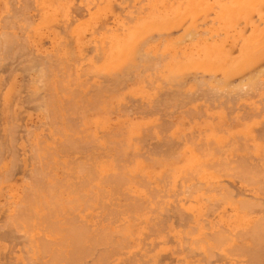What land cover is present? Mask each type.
<instances>
[{
	"label": "rangeland",
	"instance_id": "obj_1",
	"mask_svg": "<svg viewBox=\"0 0 264 264\" xmlns=\"http://www.w3.org/2000/svg\"><path fill=\"white\" fill-rule=\"evenodd\" d=\"M1 1H0V13H1L0 14V28L2 27L3 29H0V34L2 35L6 32H9V30H10L11 34L8 33L9 35L15 34L13 37H16V39L20 38L18 42L19 43L21 42L20 43L21 45H19V46H20V49L22 52L20 51V49L13 47L14 42L13 43L9 42L3 48H0L1 49L0 50V54H1L0 58H2V59H0V66L5 65V66L0 67V133L2 134V135L0 134V145H3V147L0 146V149L3 148V149H1V152H0V154H1L0 155V179H1V182H0V222H2V223H0L1 224L0 225V237H1L0 238V264H16V263L17 264H32L33 262H34L33 264H46V262H48V264H58V261L61 262V263L59 262V264H63L64 262H67L66 264H70V263L72 264L75 262H77L78 264H264V246H263L264 245V232H262V230L264 229V225H263L264 223H262V222H264V214H263L264 213V193H263L264 192V187H263L264 186V175H263L264 174V97H263L264 96V33H261L259 35V33H260L259 32L257 34L259 29H260L259 31H262L261 27H263V25H264V20L261 21L262 19L260 17L261 13H262V15H264V12H263L264 11V4H262V7L260 6L261 8L259 6H257V7H259L258 8L259 11H258L257 7H255L254 5L253 6L256 8V10H255V8L252 9L253 7L250 6L251 5L250 2L252 0L249 2V4H250L249 6L246 5V2L244 4V6H242L243 5L242 1H244V0H238V2L236 0H232V2L234 1V3H235V1L237 2L235 4L239 3V5H240V2L242 3V5H240V6L236 5L237 7L239 6V8H238L237 12L235 11L233 13L232 10L228 9L229 7L227 6V5L231 4L230 3L231 1L229 3H227L225 0H223L224 3L220 0H202L203 1L202 5L200 2L201 0L200 1L197 0V4L199 3L198 4L199 6H195L194 0H192L193 3H191V4H190L191 1L188 2V4H186L187 3L186 0H185V2H184V0H175V1H173V0L168 1L167 0L168 2H171V3L173 2L174 5L172 6V4H170L171 6H168L164 10L161 7L163 6L162 4H165V2L167 3V1H165V0H162L164 3L160 0V2H159L160 4H156L157 3L156 0H153V1H156V3L152 2V0H132V1L130 0V2H129V0H122V1L121 0H106V1H104V0H80V1L79 0H59L60 2L62 1L61 3L58 0H54L51 2H50V0H48L47 2L44 0L45 1V3H44V1L41 0L40 2H42V3H39V4L36 3V0H15L17 3L22 2L23 4H25V8H26L25 11L26 12H25L24 16H22V19L26 18V17L28 18L29 23H31L30 25H28V26H30L28 28L31 30V32H30V30L27 29V27L26 28L24 27V25H25V23L23 21L24 19L23 20L21 19V21L18 22L17 21L19 19L18 18L16 21L18 22V24L24 23L22 27L26 30V32H27L26 34L29 35V37H30L29 38L28 36L27 37L24 36L26 34L24 33L25 31L23 32L21 30L22 29L21 26H20V28H21L20 29L19 27L10 26L11 24L9 25L5 22L6 16H7L6 15L7 11H9L10 13L14 12L15 8L14 7H13L14 9L11 8L13 10L12 11L10 9L11 5H9V3H12L14 1L11 0L12 2H9V3L7 2L9 0H1ZM57 1L59 3L55 4V2H57ZM181 1L183 2L182 4H180ZM218 1H220V3H218ZM64 2H65V4H64L65 6L62 5V3H64ZM97 2L102 4V7H103V2H104V4L107 5L106 7L109 9H107L104 6L103 7L104 11H103L101 8V5L100 4L97 5ZM254 2H256V1L253 0V3ZM43 3L47 5L46 8L43 6L44 7L43 10H41L42 12H44L45 16H46V14L48 15V13H49L50 14L49 16L55 17L58 15V17H60L59 14L60 15L62 14L61 16H63V17L65 16L64 18H66V19L65 20H64V18L63 19L62 18L57 19L55 17L57 20L60 19L59 22H56L57 25H55L56 20L54 18L53 19L55 21L52 20L54 22V24H52L51 20H48V21H51V27H49L50 24L48 25L47 20H45L47 22L46 24H44L45 22H43L42 26L38 25L39 23H41L42 19L40 18L41 15L39 14L38 9H37L38 13L36 12V7H37V5L39 6L40 4L43 5ZM84 3H85V5H84ZM90 3H94V4H90ZM211 3H213V4H211ZM262 3H264V2L262 1ZM16 4H12V6L16 5ZM179 4L181 5V8H180ZM189 4L193 10L190 8V6H189L190 10L188 9ZM225 4H227V5H225ZM235 4H234V6H235ZM176 5H177V8H176ZM200 5L203 6V8ZM212 5L213 6L215 5V6L213 7ZM258 5H261V3ZM95 6H96V8H95ZM193 6H194V8H193ZM222 6H223V8H222ZM225 6H227L228 8ZM77 7H79V8H77ZM156 7H158V8L156 9ZM159 7L163 13L161 11H159ZM163 7H166V5H164ZM237 7H235V8H237ZM52 8L54 10H52ZM97 8H100V9H97ZM151 8L154 11L158 10L156 12H154L152 10L153 11L152 15L154 13L156 15V13H157L156 16H157L158 22L160 20H162L161 22H163L169 16H172L171 19L175 18V20L173 19L174 20V23H173L174 26L172 25L173 27H171L170 29H168L167 27H160L161 30L158 29V27H157L154 30H152L151 32H150L151 28L149 29V27H148L149 30H147V28L145 30L148 31V33L150 35L148 33H146V31L144 32L143 28L141 26L138 27V25H141L140 22L142 24L145 23V21H142L141 15H145V14L147 16L149 15L148 18L145 17L146 15L143 17V20H145V18H146V22H149L148 20L151 21V19L152 20L154 19L155 16L154 15L152 16L151 12H149V11H151ZM184 8H187V9H184ZM225 8H227V9H225ZM244 8H245V10H244ZM48 9H51L50 10L51 12L50 11L46 12V11H48ZM77 9H79V10H77ZM260 9H261V11H260ZM58 10H60L62 13L58 12L57 14L55 13L56 15L55 14L51 15V13H54V11L57 12ZM179 10L182 11V13L179 12ZM184 10H188V13L183 14V13L187 12ZM191 10H192V13L189 16L188 14ZM217 10L219 11V13ZM220 10H222V11L220 12ZM233 10H235V9L233 8ZM85 11L87 13H89L91 11V13L93 12L92 15L93 14L95 15V16L94 15L90 16V17H94L93 21L90 18L91 19L90 23L92 22L91 23L92 25L95 24L94 25L95 27L94 26L92 27V25L89 23L90 26L92 27V29L90 27H88L87 25H85V28L88 27L90 30L88 28H87L88 30H85V29L81 30L80 29L78 31L80 33H78V34L76 33L77 31L76 32L74 31L75 34L77 35V39H76V35L73 33L72 34L69 33V32H71L70 30L67 32L65 27H63V26L66 25L67 30H68V26H70V25H67V24L68 23L70 24V21L71 20L73 21V19H74V17H72V13H74L73 16H75L74 20H76L77 17L79 18V19L78 18L77 19L80 20L81 17L84 18L87 15V13ZM66 12H67V15H66ZM147 12H149L150 14H148ZM177 12L183 14V16L181 15V18L186 17L185 19L182 18L183 20L181 19V22H182V23L180 22L181 24H178V20H176V18L178 17V16L176 17V15H179V14H177ZM14 13H16V12H14ZM69 13L71 14L70 17H69ZM91 13H89V14H91ZM3 14L6 15V16L4 15L5 20H2V18H4ZM163 14H165V15H163ZM137 15H138L139 19L136 18ZM167 15H169V16H167ZM8 16L10 17L11 15L9 14ZM87 16L89 17V15H87ZM122 16H123V18H122ZM132 16H133V18H136L135 23H136L137 27L133 22L135 19L131 18ZM71 17H72V19H71ZM95 17H97L96 20H95ZM210 17H211V19H210ZM238 17H240V18H238ZM8 18H7V20H8ZM67 18H68L69 22L67 21ZM98 18H99V20H98ZM130 18H131V20H130ZM90 19L88 18L87 21L89 22ZM168 19L169 18H167V20ZM249 19H251V20H249ZM61 20H62V23H61ZM63 20L65 23L64 25H63ZM167 20L164 22H173V20L172 21L170 19H169V21H167ZM65 21H67V22H65ZM72 21H71V23H73V24H71V26L76 24V23L74 24V22H76V21H73V22ZM123 21L125 23H128V22L131 23V21H132L133 22L132 28L128 26L130 23H128L127 25L121 23ZM189 21H191L190 24L196 23V25L194 26V24H192L193 26L192 25L187 26L189 24L188 23ZM224 21H225V23H224ZM3 22H4V24H3ZM77 22L79 23L80 21H77ZM82 22L83 21H81V24L83 27V23L85 21L83 23ZM250 22H253V23L250 24ZM16 23H14V24H16ZM176 23L178 25H175ZM22 24H20V25H22ZM81 24H78V25L81 26ZM213 24H214V27L212 28ZM254 24H256V25H254ZM1 25L5 26V27H3ZM6 25H8L9 28ZM78 25L76 28H78ZM197 25H199V26L197 27ZM235 25H236V27H234ZM253 25L255 27L256 26L258 27V28L256 27L257 30L255 29L256 31H254V32H256L257 36L259 35V37L256 36V39L257 38L259 39V40H257V42H255V41L251 42L252 38L250 39V37L251 36L253 37V35L255 34L252 31V28H254V27H252ZM16 26H18V25H16ZM75 26L70 27V28L76 29ZM184 26H185V28H184ZM239 26H241L240 31H242V29H243L241 34H240V31L236 30V29H240ZM118 27H119V29H116ZM124 27L126 29H124ZM193 27H195V28H193ZM38 28H40V29H38ZM110 28L118 30V32H120V28H121L122 33H124V32L126 33L129 30L128 28H130V30L132 29L131 31H133V32L129 31V32H127L128 34L124 33L127 36H125L124 34L121 35V33H119V36H118L117 31L115 33L114 32L115 30L111 31ZM201 28H203V29H201ZM207 28H209V30ZM214 28H216V31L214 30ZM16 29H18L19 31H17ZM136 29H137V31H136ZM182 29H184L185 31ZM212 29L216 33L218 31V35H216V33H213V32L211 33ZM262 29H264V28H262ZM11 30H13V32L16 31V33L12 34ZM39 30H41V37H39L40 36L39 33L36 32V31L40 32ZM44 30H45V32H44ZM97 30H98V33H97ZM20 31H22L23 33ZM64 31H65V33H64ZM81 31L82 32L85 31V33L83 32L84 36H83V33H81ZM87 31H89V32H87ZM138 31H140V33H137ZM191 31H193V32H191ZM235 31H236V33H235ZM17 32H18V34H17ZM42 32L44 35L42 34ZM112 32H114L113 33L114 35L112 34ZM130 32H131V35L134 36V39L136 36H137V38H139V36H140L139 34H141V36H142V37L140 36L141 40L136 38L137 40H139V42L138 41L136 42L138 45L135 44L136 47L139 46L138 50H140V51L134 50L135 47H133V46H135V45L132 44L133 46H130L131 44H128L130 46V48H128L129 46L127 48L130 50L128 52L126 51V54L129 53L128 54L129 56L131 54H133V55H131L129 57V59L126 58L128 55H125L126 56L125 59H127V60H125L123 58L124 59L123 61L122 60L118 61L117 59H119V58L122 59L123 55L121 56V53L123 54L125 50L123 52L122 51L121 52L116 51L119 53L120 56L119 55L114 56V61L111 62V60H113V58L110 56L115 55V54L112 55V53L115 50H113L112 53L110 52L108 54V53L103 51L104 47H106V45L108 46L109 44L110 45L114 44L115 42L113 40H115L117 42L119 41V46L117 43V47H116L117 49L116 48L115 49L118 50L119 47L123 48L122 46L127 44L126 43L127 41L129 43L130 42L129 40L133 39V37L130 35ZM189 32L191 33V35H193V34L194 35L189 37L188 36L190 34ZM252 32H253V35H252ZM145 33H146V37L144 35ZM250 33H251V35H250ZM19 34H20V36H19ZM31 34H32L33 39L30 36ZM51 34H53V35L55 34L54 35L55 37H52ZM65 34H67V36H69V37L67 38V36H65ZM115 34H117L116 37H114ZM179 34H181V35H179ZM78 35H80V36H78ZM120 35L122 37L126 38V40H125L126 42H125L124 39L121 37L123 39V41L125 42V44L123 43L122 39H119ZM214 35H216V36H214ZM21 36H23V37L21 38ZM88 36H90V37H88ZM105 36H106V38H105ZM108 36L110 37L111 40L109 39ZM174 36L175 37L177 36V37L174 38ZM202 36L203 37L206 36V37H204V39H203ZM207 36H208V38H207ZM37 37H38V39H36ZM170 37H171L172 41L174 40L177 42L172 43ZM179 37H180V39H179ZM211 37H212V40H211ZM213 37H214V40H216V42L213 41ZM219 37H220V39H219ZM247 38H248V40H247ZM0 39H3V38H0ZM75 39L77 40L76 43L74 42ZM104 39L106 42L104 41L105 43L104 42H103L104 44L102 43L103 45H102V49H101L100 44H101V41ZM166 39H168L170 41H168ZM197 39H198V41H197ZM25 40H28V41H25ZM107 40H109V41H107ZM245 40H247L248 43ZM249 40H251V41H249ZM65 41H66V43H65ZM84 41H85V43H83ZM111 41H113L114 43H112ZM164 41H165V43H164ZM207 41L211 42L210 45H209V42L207 44ZM244 41L246 43H244ZM25 42H27V43H25ZM58 42H60L61 46L59 45ZM155 42H156L155 46L158 50H156V48L154 47ZM220 42H224V43H221L220 45L224 46L223 50L225 52L223 50H221L222 54L219 53V48H222V47H215V51L217 48L218 53H217V51L214 52V50H213V52L217 53L218 55L220 54L219 59L221 57L222 58L220 60H218L217 55L213 54L214 55L213 56L211 53L210 54L212 55V58H210L209 57L210 55L208 53L212 52V51H210V49L212 48L211 45L213 46V44H214V46H215L216 43L218 44ZM249 42H251V44H249ZM52 43H54V45ZM55 43L57 45H55ZM80 43H81V45H80ZM185 43L187 45L190 44L189 47ZM77 44H78V46H77ZM95 44H97V45H95ZM257 44H259V45L261 44V45L257 46L258 48L254 47ZM35 45H37L39 47H37ZM110 45H109V47H111ZM151 45H153V46H151ZM175 45H178V46L180 45V47H178L179 49ZM80 46H81V48H78ZM206 46L207 47L210 46L208 53H206L207 52ZM31 47H33V48H31ZM54 47H56V48L54 49ZM149 47L150 48L152 47V48L150 49ZM185 47H186V49H185ZM4 48H7V51H6V49H5V51H3ZM51 48H53V50L55 52L54 51L52 52ZM143 48H146V50L145 49L144 50L145 51L148 50L149 52L144 53ZM163 48L164 49L166 48L165 50H168L169 54L167 51H165V53L163 54V52H164ZM225 48L229 52H227ZM16 49H17V51H15ZM100 49L102 50V52ZM131 49L134 50L135 52L131 53L132 52ZM172 49H175V51L177 50V53L174 52V50H172ZM195 49L196 50L199 49V50L195 51ZM212 49H214V48H212ZM56 50L58 52L60 51L59 52V55H60L59 58L60 59L58 57H56V56H58V55H56L58 53ZM152 50H153L154 54H156V53L157 54L154 55L152 53ZM171 50L174 52L173 53L174 55L171 53L172 52ZM73 51L75 52V54L72 55ZM78 51L81 53H79ZM141 51H142V53H141ZM161 51H163V52L161 53ZM200 52H202V53H200ZM226 52H227V54H225ZM261 52H262V54H259ZM13 53H15V54L13 55ZM31 53H32V56H31ZM76 53H78V54H76ZM100 53H102V55H100ZM118 53H116V55ZM159 53H161L162 55ZM170 53L172 54L171 56H170ZM175 53H176V55H175ZM199 53H200V55H199ZM228 53H229V55H228ZM249 53L251 56H249ZM104 54H107L108 56L106 55V58H105V57H103ZM207 54L209 56H207ZM258 54H259V56H258ZM11 55H13V56L11 57ZM37 55L40 56L41 58L38 57ZM160 55H161V57H160ZM181 55L183 56L182 58L180 57ZM203 55L206 57H204ZM225 55H226V58L224 59ZM89 56L91 58H89ZM163 56L166 57L167 59H162V58H164ZM184 56L187 60L190 58L189 63H187L186 59H184ZM193 56H196L195 57L196 59ZM256 56H258L259 58H257ZM200 57H201V59H200ZM203 57L205 59L202 60ZM245 57H247V59H245ZM254 57H256L257 60H255ZM4 58H5V60H4ZM12 58L13 59L15 58V59L13 60ZM43 58H45V59H43ZM180 58H181V60H180ZM106 59H108V60H106ZM183 59L185 62L183 61ZM90 60H93V61H90ZM163 60H166L168 62L171 61L170 63H172V64H174L178 60L180 62L178 61L177 63H175V66L173 65L174 67L173 66L170 67V65H172V64L165 62ZM193 60L194 61L198 60V64L195 63L196 66L194 65L195 67L192 65ZM223 60L225 63H223ZM242 60L245 61V63L242 62ZM101 61H102V63H101ZM120 61H122L121 65L119 63ZM154 61H157V62H154ZM219 61H220V63H219ZM14 62H16V64ZM19 62H20V64H19ZM26 62H28V64ZM108 62H109V64L111 63L109 65L111 67L106 65ZM115 62H118V63H115ZM152 62L154 63L153 66H152V64H153ZM164 62H165V65H164ZM182 62L184 63V65L182 64ZM248 62H250V63H248ZM12 63H14V65ZM22 63H24V64H22ZM89 63L92 65H90ZM104 63L107 67L105 65H103ZM114 63H115V66H116V64H118V67L116 66L115 69L113 70ZM157 63H159V64L155 66V64H157ZM206 63H207V65H206ZM167 64H168V67H167L168 69H166ZM208 64H209V66H208ZM226 64H227V66H226ZM146 65H148V66H146ZM241 65H243V66L246 65V67H244L245 69L242 68L243 66H241ZM35 66H37L38 69H37V67L35 68ZM47 66L49 68L48 70H47ZM53 66H54V68H52ZM154 66L157 68H155ZM191 66H192V68H190ZM224 66H225V68L227 67L226 70H223ZM209 67H210V69H209ZM158 68H161V69L158 70ZM39 69H40V71L42 70L41 74L43 77H44V74L47 72L45 74L44 78H40L41 74H39ZM153 69H155V70H153ZM170 69H172V70L174 69L173 71L175 73L173 71H170ZM176 69H177V71H176ZM50 70H51V72H50ZM208 70H210V71H208ZM75 71H77V72H75ZM68 73L70 76L68 75ZM230 73L233 75H231ZM33 75H35V76H33ZM53 75H54V77H53ZM262 76H263V78H262ZM163 77H164V80H163ZM252 78H253V80L254 79L255 80L254 81L251 80ZM248 79H250L251 82L253 81L255 86H253V84H252V87H250L248 84L251 82H250V80L248 81ZM43 80L46 82H43ZM147 80H150V81H147ZM245 80H247V82ZM62 81H63V83H62ZM240 81L243 83L245 81L247 83V85L249 86V89L245 88V90H244V87H248L247 85L243 86V87L241 86L243 89H239L240 88L239 86L242 85V83ZM255 81H257V82H255ZM67 83H68V85H67ZM150 84H152V85L150 86ZM51 85H53V86H51ZM63 92H65V93H63ZM21 102H23V103H21ZM39 104H40V106H39ZM66 104L67 105L69 104V105L67 106ZM250 105H251V107H250ZM41 106H43V107H41ZM256 106H258V107H256ZM9 108H10V110H9ZM46 120H48L49 123ZM66 122H67V124H66ZM45 126H47V127H45ZM73 127H75L74 130H73ZM6 131H8L11 136L9 135V133L7 134ZM64 131H66L67 133L64 134L63 133ZM66 134H67V136H65ZM6 135H7V137H6ZM8 136H9V138H8ZM63 136H64V138H63ZM69 136H70V139H71V137H72V139L73 138L74 139L73 140L71 139L72 141H69V138H68ZM25 137H26V139H25ZM39 137H40V139H39ZM62 138L66 139V140H63L64 141L63 142ZM218 138H219V140H218ZM5 139H8V141H7L8 144L6 143ZM3 141H5L4 142L5 145H4V143H2ZM58 141H61L62 143L58 142ZM39 143H40V145L38 146L39 148H37L36 146ZM60 143L65 145V148L63 147V145H60ZM112 143H114V145L116 146V149ZM41 144H43V145H41ZM111 144L113 145L114 148L112 147ZM260 144L262 147L260 146ZM7 145H8V149H10V151L7 149ZM51 145H53V146H51ZM68 145H69V147H68ZM72 145H74V146H72ZM208 145H209V147H208ZM216 145L218 146V148L216 147ZM9 146H11V147H9ZM56 146H60V148L57 147L54 150V148ZM120 146H121L122 150H120ZM186 146H187V148H186ZM213 146H214V149H213ZM40 147H42L43 150H41ZM62 147L66 151H64ZM73 147H76V148H73ZM33 148L36 151L41 150V153L42 154L44 153V155H47V156H44L41 154L43 158H40V156H41L40 153L39 152L36 153ZM44 148H47V149L44 150ZM49 148H50V150H49ZM118 148H119L120 152L117 150ZM189 148H190V150H189ZM216 148L218 151L217 150L215 151ZM30 149H32V150H30ZM113 149L115 150V152L118 151L119 153L118 154L116 153L117 154L116 155L114 153ZM6 150L8 152H6ZM11 150L14 152V154ZM46 150H48L49 152L47 151L48 153H46ZM109 150L111 153L109 152ZM193 150H195L197 152V154L195 153V151L193 152ZM214 151L217 152L216 155H214V153H215ZM121 152H122V154H124L123 157H125L126 160L121 156L122 155V154H120ZM198 152L201 153L200 156H199ZM254 152H255V154H254ZM106 154H108V155H106ZM110 154H112V155L110 156ZM194 154H196L199 157V160H202V158H204V159L208 158V159H206L207 162H206V160L204 161V159H203V162L199 161V162H201V167H203V169L200 168V169H202L200 173L202 174L203 172H205L206 175L204 173L203 174L207 178V182H205L206 180L202 179V177H199L200 181L203 184V186L201 185L202 187L200 189H198L197 187H200L199 184H201V182L196 178L194 180L195 183H193L194 181L190 180L191 178L193 179V177H192L193 174L190 173V174H192L191 177L189 175H187L188 171H186V170H187V168H189V170H192V169H190L191 166L189 167L186 165L187 168L185 169V172L182 171L184 169H180L185 174V175L183 174L184 177H181L180 174L182 175V173L179 172V168H181L183 166V163L188 164L189 163L188 161H190L192 159V157H194ZM16 155H18L17 159H16ZM59 155H60V158H59ZM89 155H90V158H92V156H93L92 160H94V161H92L89 158ZM37 156L39 157L38 160H37V158H38ZM118 156H121V157H118ZM213 156H215V157H213ZM115 157H116V159H114ZM198 157L196 158L197 160H198ZM210 157L213 159H211ZM51 158L53 161L51 160ZM239 158H240V160H239ZM122 159H123V161H122ZM129 159L132 162L129 161ZM141 159H143V160L141 161ZM145 159H146V161H145ZM209 159L212 160L213 163L211 161H208ZM221 159L223 160V162L221 161ZM224 159L226 161H224ZM19 160H20L21 164L18 163ZM81 160L83 161V163L81 162ZM114 160H117V164H119V165H117L116 161H114ZM197 160L193 161V162L194 163L196 162V164H197ZM39 161H40V163H39ZM61 161L64 163H61ZM74 161L76 162L75 164H74ZM239 161L242 163V165H241V163L238 164ZM123 162H124V164H121ZM133 162H134V164H133ZM193 162H191V163H193ZM224 162L225 163L231 162V163H229L230 165L227 163V165L225 166ZM236 162H237L238 166L236 165ZM87 163L91 164V165H88ZM98 163H99V165H98ZM138 163H140V164H138ZM248 163H249V165H248ZM36 164H37V167H39V168L35 167ZM40 164H41V166H40ZM93 164L95 166H93ZM125 164H126V166H125ZM196 164H193V165L195 166ZM218 164H221L222 167ZM63 165H64V167H62ZM76 165L77 166L79 165L81 167L78 166L79 167V169H78V167ZM84 165H85V167H83ZM127 165L129 167V169L126 168ZM214 165H215V168L213 170ZM246 165L249 167L248 168L249 172H248V169L244 170L245 168H247ZM119 166L123 167V168H120ZM139 166H140V168H142V169L145 168L146 170L145 169H143L142 171H141V169L139 170ZM199 166L200 165H196V168ZM227 166L230 168H228ZM183 167H185V166H183ZM204 167H206V168L204 169ZM83 168H85V169L83 170ZM92 168L95 171H97V173L99 174L98 175L96 172H93V173H95L94 176L96 178L93 177L92 171H94V170H91ZM97 168H98V170H97ZM107 168H109V169H107ZM134 168H136V170ZM237 168L240 169L241 171L240 170L237 171ZM242 168H243V170H242ZM254 168H255L256 172L252 171ZM38 169L40 170V173H38L39 172ZM41 169H44L43 171H45L44 173H45V176L47 175L46 177H44L42 175L43 173L41 174V171H42ZM61 169L64 170L65 172H63ZM111 169H113L116 172V174H114L116 176L114 177V175L112 174L113 176L111 175V177L109 178L108 176L110 175V173H112V172L114 173V171H111ZM122 169H123L124 173L121 171L122 172L121 175H117L120 173V170H122ZM126 169L129 170L130 172H131V169L132 170L134 169V171H132V173L129 172L130 173L129 174L126 171ZM206 169H207V171H206ZM223 169L226 172H224ZM261 169H263V170H261ZM34 170L36 173L34 172ZM138 170L141 171L140 173L142 174V176H143V174H146L144 179H142L143 177H141V175H139ZM208 170H209V173L207 174ZM232 170L235 173L234 172L232 173ZM257 170H258V172H257ZM81 171H82V173H81ZM86 171H87V173H86ZM89 171L91 172L90 174H88ZM105 171L106 172L109 171V174H108V172L106 174L107 176L104 175ZM136 171H138V174ZM153 171H155V172H153ZM175 171L177 173V176H178V173H180L179 176L181 179L183 178L182 181H180L179 179H177V181L174 180V179H176V178H174V177H176V176H174L176 174ZM143 172H145V173H143ZM147 172H149V174ZM156 172H158L160 174H158ZM165 172L168 174L166 175ZM194 172H196V170ZM236 172H238V174H236ZM241 172H242V175H240ZM254 172H255V174H254ZM197 173H198V171L196 173H194L195 174L194 177L198 176ZM231 173H232V175H229ZM249 173H250V177H248ZM256 173H257V175H256ZM35 174L37 175V177H35V178L32 177L33 175L35 176ZM66 174H68V175H66ZM71 174H75V175H71ZM122 174L124 175V177ZM131 174H133L134 178L131 176ZM134 174H136L137 176ZM162 174H163V176H161ZM203 174H202V176L205 177ZM209 174H211V175H209ZM214 174L218 178L215 177L216 179H214V177H213V176H215ZM25 175H27V176H25ZM28 175H29V177H28ZM39 175H42V177L44 179H46V181H48L49 184L54 185V183H56L58 185L59 189L58 188L52 189L53 193L55 192V190H57L53 195L54 198H53V196H51L52 201H53V199H55L53 202L57 201V198H58V200L62 199L61 198L62 196L67 197V198L69 197L68 199H70L73 196L76 197V195H78V196L80 195L79 196L80 198L79 197L78 198L73 197L70 201H67V198H63L62 202L59 201L60 202L59 205L56 202H55V204H53V206L55 205L54 207H56L55 208L56 210L59 208L60 213H58L59 211L58 212L54 211L55 209L53 210V207L50 209V211L52 210V212H50L48 207L45 208V206H47L48 205L47 203H49V202H50L49 204L52 205V203H51L52 201L51 200L49 201L50 197L48 198V196L50 195L49 191L51 190V188H48V187H50L48 182H47V184H45L46 183V182L44 183L45 180H42V177H39ZM54 175H56L57 179L62 178V181L58 180V181H61V182H58L59 184L57 183V181L54 180L56 178ZM63 175H64V177H63ZM90 175L94 178V179L92 177H91L92 179L90 178L91 180H94V182L93 181L92 182H89V181L86 182V178L89 179ZM103 175L105 177H103ZM147 175L149 176L150 180L153 178H155V180L153 179L154 181L151 180V183H149L150 180L148 179ZM158 175H159L160 179L157 178ZM238 175L240 178L238 177ZM245 175H247V176H245ZM259 175H260V177H259ZM53 176H54V178H53ZM119 176H122V177H120V179H118L117 177H119ZM130 176L134 180L131 179ZM31 177H32V179H31ZM78 177H80L79 180H78ZM127 177H129V178H127ZM138 177H139V180H138ZM140 177H141V179H140ZM187 177H190V178H187ZM36 178H40V181H39V179H36ZM103 178H104V180H103ZM116 178H117V181H120L123 178L124 183L121 180L120 185L121 184L126 185L125 189H127V191L130 192L131 196H129L127 194L128 192L125 191L124 186L119 185V186H116L117 187L116 188L115 185L112 186V184H109V183H112V181ZM124 178L125 179L127 178V179L124 180ZM135 178L137 179V181ZM161 178H163V179H161ZM177 178H179V177H177ZM249 178H250V180H249ZM34 179H36V181ZM83 179H85V180H83ZM105 180H106V182L104 183ZM127 180H129V181L132 180L130 183H133V184L129 185ZM156 180L158 182H156ZM187 180H188L189 186H187L188 185ZM203 180H204V182H203ZM216 180H220V181H216ZM29 181H31L30 182L31 184H32V182L36 183V184H32V185L30 184V186H31L30 187V186H28ZM73 181H76V183L75 182L73 183ZM82 181L86 182L83 185L86 188L79 185L81 183L83 184ZM178 181L180 182V184H177V183H179ZM183 181H184V184L186 183L187 185L186 184L183 185V183H181ZM37 182H39V183H37ZM64 182H66V183H64ZM70 182H72V183H70ZM107 182H108V185H107ZM154 182H156V184ZM196 182H199V183H197L198 185H196ZM220 182L221 183L223 182V183L221 184ZM42 183H43V186L45 185L44 189H45V187H47L50 190H48L46 188L48 191H43V187L41 188V186H40V184L42 185ZM67 183H69V184H67ZM92 183H96L99 187L95 184H94V186H97L100 189L99 190L97 189L95 191V189L97 187L96 188L94 187L93 188L94 193L91 195L90 193H92V190H90V188H91V186H93ZM126 183H128V184H126ZM148 183L150 185L154 184L152 187H155V185L158 187H155L152 190H150V188H152V187H150V185ZM175 183H176V185H175ZM204 183H206L205 186H204ZM37 184H39L38 185V186H40L39 190L41 189L42 194H43V195L39 194L40 197H39V195L37 196V194H36V192L39 191L37 188L38 186H35ZM56 184L54 185V187L56 186ZM101 184H102V188H101ZM135 184L138 187H134L133 185H135ZM173 184L175 185V187L177 186L176 189H175ZM181 184L184 186V187L182 186L183 189L187 186L186 188H189V190H185L182 193V190H180V189H182ZM190 184H191V186L194 184L197 186V187L195 186L196 191H195V189H193V191H192V189L190 188ZM216 184H217V186H216ZM33 185L36 187L34 190V192L35 191L36 192L34 194L32 191L34 189ZM53 185H52V187H53ZM65 185H68L67 188L69 189V191L72 190L73 188L74 189L77 188L75 186H78V188L75 189L76 193L73 191H72L73 193L72 192L70 193ZM69 185L70 186L72 185L71 186L72 189H71V187H69ZM147 185H149V187H147ZM32 186H33V188H32ZM79 186H81L82 189L83 188L84 189L83 190L80 189ZM129 186H131L132 188L134 187L133 189H135V188H137V189H135V190H133L132 188L129 189ZM164 186L166 187V189L167 188L168 189L166 190ZM222 186L224 187V189H221V188H223ZM27 187H30L32 189H30V188L27 189ZM121 187H123L122 189L124 190V192H123V190L121 191ZM139 187H141L140 189L145 188L144 189L145 192H148V189H149V191L151 193L154 192V189H155V192H154L155 194L152 193V195H150L151 197L147 195L150 198L147 200L148 202L150 200V202H149L150 204H148L146 202V199H147L146 197L141 198L142 195L146 196V194H149L150 192L144 194V192L143 193L141 192L143 189L140 190ZM204 187H207V189L206 188L204 189ZM64 188H66L67 190ZM160 188L162 189L161 191H159ZM192 188H193V186H192ZM103 189L105 192H102L103 193L102 195H105V197H107L106 195H108L109 197L111 195L113 198V200H112V198L110 197L111 200L115 201V202L111 203L112 201L109 199V197H107L106 200H108L109 203H108V201L105 200V202H107V203H102L103 207H101V201H103L105 199L104 196H102L101 192H100L101 190L103 191ZM105 189H107L108 191ZM113 189L115 191H113ZM156 189L159 192H157ZM169 189H170V191H168ZM211 189H214V190H211ZM233 189H234V192L231 193V190L233 191ZM24 190H26V193L24 194L25 197H24V199L22 198L21 201H24V203H25V200H26V203L23 205V202L21 203V201L19 199L21 196L22 197L24 196L23 195ZM28 190H29L30 195H31L30 192H32V194L35 197L36 196L38 197L35 199L36 201L38 199L37 205L33 202L34 200H32V199H34V196H32V195L30 196L31 198L33 197L31 199L32 205H30V203H31L30 198L26 197V196L29 197V195H27ZM41 190L38 193H41ZM138 190H140V192H141V193H139V195L140 194L141 195L140 196L138 195L139 197L136 195V194H138ZM174 190H176L177 192ZM223 190H225V191H223ZM260 190H262V192ZM166 191H168V192H166ZM197 191L200 193L198 194ZM201 191L207 192V194L209 193L210 195L208 194L209 196H204L205 193H203ZM222 191H223V193H222ZM228 191L230 192V194L228 193ZM45 192L47 193V196L45 195ZM57 192H59L60 194H58ZM62 192H64V193H62ZM78 192H79V194H78ZM84 192L87 195L86 197H85ZM187 192L195 193L194 195H196V196H194L192 193L194 198L195 197L198 198V195H200L199 198L201 200V203L198 201L199 199H197V201H196V199H191V198H193V197H190L191 193H190V195L189 194L187 195ZM215 192H216L215 196L216 197L218 196L217 198H215V196L213 197V193H215ZM226 192H227V194L234 197L233 200L231 199L232 197H229L226 194ZM50 193L52 194V192H50ZM99 193H100V195H99ZM108 193L109 194L111 193V194L109 195ZM114 193L116 194V196H114L115 195ZM133 193H135V194H133ZM156 193H157V195H156ZM211 193H212V195H211ZM89 194L91 196H89ZM123 194H125L126 196H124ZM132 194L136 195V196H134V198H133ZM161 194H164L166 196H162ZM177 194H179V195H177ZM8 195H10V197ZM173 195L176 198H174ZM222 195L225 196V198ZM18 196H19V198H18ZM81 196L82 197L84 196V198L82 199ZM94 196H96V197H94ZM117 196H119L120 199ZM154 196L155 197L157 196L156 198H158V199H156ZM43 197L46 199V200L44 199L46 201L45 205H44ZM87 197H89V198L87 199ZM97 197H99V200H98L99 202L96 201ZM100 197L103 199H101ZM128 197H131V198L128 199ZM136 197L141 199L139 201V203L141 205H139L138 203H134L136 205L131 206L133 204L134 200L132 202V200H130V199H136L137 200ZM167 197H169V198H167ZM207 197H208V199L210 197H212L210 199V202L207 199ZM228 197H229V200L227 201L226 199H228ZM91 198H93V200L94 199L95 200L93 201V200H91ZM160 198H163V199L167 198L168 200L170 199L169 200L170 203L168 202L167 199H166L167 202H166V200L164 201L166 204L169 203L167 205V207H166V204L163 202V199L161 200ZM222 198H224V199H222ZM64 199H66V200H64ZM77 199L79 202L82 200H85L86 202L85 201L81 202L82 204L85 203L83 205L79 204L78 201L76 203H74V200H77ZM117 199H119L118 203H116ZM173 199H175V201ZM215 199H218V200H215ZM27 200H29L30 202H28ZM144 200H145V202H144ZM156 200L157 201L159 200L158 204H156L157 203ZM220 200L221 201L224 200V201L221 202ZM236 200L237 201L239 200V201L237 202ZM9 201H11V203ZM12 201L15 203H13ZM64 201L68 202L69 205L67 203H64ZM89 201L94 203V205L92 203L90 204ZM119 201L120 202L122 201V204L120 203L121 205L119 204ZM124 201L125 202L127 201V204H128V202H130L129 206H131V207L129 208V206H127L129 208V210H127L128 212H126V210H125V209H127V207L126 208L123 207V205L124 206L127 205V204L125 205ZM141 201L144 202V206L148 205L147 207L149 209L146 207H143V203ZM171 201L174 204H177L176 202H178V204L179 203L180 204L174 205V207H173ZM214 201H215V203H214ZM247 201H249V203L253 202V204H249V203H247ZM27 202L29 203L30 207L28 206ZM40 202L43 204H41ZM224 202H226V203H224ZM18 203L20 206L17 205ZM33 203L36 205V207L33 206L34 205ZM61 203H63V205H64L63 207H61L62 206ZM70 203L75 204L74 205L75 207L73 205H70ZM163 203L165 204V206ZM243 203H245V204H243ZM56 204L58 205V207ZM66 204L69 207H72L73 210L70 209L69 207H67ZM117 204H119V205H117ZM184 204L187 205L188 207H191V208H188V207L185 208ZM194 204H196V205H194ZM22 205L25 207H23ZM89 205L91 206V208L94 207L93 208L94 210L89 209L90 208ZM151 205H153L154 207ZM236 205L238 207H236ZM242 205L247 210H245L244 208H241ZM251 205H253V206H251ZM13 206H15V207H13ZM16 206L18 207V209L19 208L22 209V207L24 209L23 210H20V209L17 210ZM40 206H42V208ZM97 206H98V208L99 207L101 208V211L96 210ZM118 206H119V208L120 207H122V208L119 209V208H117ZM155 206H156V208H155ZM158 206H160V208ZM5 207H7V208H5ZM108 207H109V209L112 208V210L109 211ZM140 207L143 209H138ZM163 207H165V208H163ZM179 207L180 208L183 207V208L180 209ZM9 208H10V211H9ZM25 208L28 209L29 212L27 210H25ZM61 208H62V211H61ZM100 208L98 210H100ZM207 208H209V209H207ZM11 209H13V210H11ZM33 209L35 211L38 209H39L38 211H40V209H42L41 212H43V213L39 212V214L41 213L40 215H38V213H37L34 216L35 213L33 212L34 211ZM65 209H67V210H65ZM68 209L71 211H69ZM156 209L157 210L159 209L158 211H161V212L154 211ZM163 209H166V210H163ZM173 209H174V211H173ZM206 209L208 210V213H207ZM30 210L32 211L31 214H29ZM63 210L66 211V213ZM90 210H91V212H90ZM105 210H108V211H105ZM121 210H122V212H121ZM130 210L132 212H133V210H135L133 212L134 215L132 214V212ZM152 210L154 212H152ZM194 210H195V212H194ZM47 211H48L47 216H50V217H47V219H46L44 212H47ZM113 211H114V213H112ZM117 211H118V213H117ZM136 211H137V213H136ZM141 211L142 212L144 211V213H142ZM169 211H171V212L169 213ZM197 211L198 212L200 211L201 213L200 212L198 213ZM15 212L17 214H15ZM26 212H28V213H26ZM49 212L51 213V215L49 214ZM53 212L57 213V214L55 213L56 216L58 214H60L59 218L57 217L59 219L60 223H62L61 221H63L64 223L67 222L68 224H71L73 222V224H74V221H76V223L80 224V225L78 226L77 224H74L72 226V224H71L70 227L69 226L64 227V225L66 226L68 224L62 223L60 225V223L57 222L58 221L57 218H54V220L52 219L54 221L53 222V221H51V216H52V218L56 217V216H53V214H54ZM61 212L65 213V214H63ZM12 213H13V216H12ZM130 213H131V215H130ZM193 213H194V216H192ZM197 213H198V215H196ZM23 214L25 217L23 216ZM25 214H28V215L26 216ZM96 214H98V215H96ZM19 215H22V216H19ZM41 215L42 216L44 215L43 218H45L47 221L45 219H43ZM63 215H65V216L68 215V216L64 217ZM79 215H80V217H79ZM156 215H160V217L156 216ZM33 216L38 217V218H36V221H35V218L34 219L32 218ZM61 216L63 218L62 220H61ZM22 217L25 218L24 219L25 221H23ZM129 217H131V218H129ZM153 217H155V218L152 219ZM191 217H193V218H191ZM21 218H22V225L24 223H26V225L24 224L25 226L21 225V223H20ZM70 218H71V221L69 220ZM249 218L251 219V221ZM5 219H7V220H5ZM15 219L18 220L17 221L18 223L15 221ZM155 219H156V221H155ZM191 219L196 220V222L194 220H191ZM244 219H245V221L249 220V222H246L248 225H246L245 223L243 224V222H245ZM255 219H256V223L254 222ZM19 220H20V222H19ZM38 220H39V222H37ZM208 220H210V221H208ZM261 220H262V222H261ZM109 221H110V223H109ZM193 221H194V223H193ZM33 222H34V224H33ZM55 222L57 223V226L55 225L56 224ZM190 222H192L193 224L192 223L190 224ZM206 222H207V224H206ZM208 222L209 223L214 222V223L209 224ZM196 223H197V225H196ZM254 223H255V226H254ZM258 223H260V224H258ZM17 224H19V225L17 226ZM27 224L28 225L33 224V226L30 225V227H28ZM35 224H39L38 226L40 227L41 230H43V232L41 230H38L40 233H37L38 232L37 231L38 226ZM41 224H43L45 226L42 227ZM81 224H82V226H81ZM84 224H85V226H84ZM87 224H89V225H87ZM188 224H189V226H187ZM199 224H201V225H199ZM52 225H53V227H52ZM59 225L63 226V227L60 228ZM192 225L197 226V228L195 226H193L192 227L193 229H190L189 227H191ZM202 225L205 228H203ZM47 226L49 227V229L47 228ZM80 226L82 228H80ZM185 226H187V227L185 228ZM218 226H220V227L222 226V227L221 228L219 227V229H218ZM25 227H27L26 228L27 231H25L26 230ZM50 227H52L51 230L53 232L50 231ZM54 227H56V231H59V233H61V236L58 232L57 233L59 235L55 232V230H53ZM85 227L89 228V229L85 230L86 229ZM101 227H103V228H101ZM207 227H208V229H206ZM29 228H31V229L37 228L36 231H35V229H33L36 232V235L34 234L32 236H34L35 238L38 237L40 234L41 235L43 234V235L42 236L40 235L35 241V239H32V236H30L31 234H33L35 232L32 233L33 230L30 231L31 229L28 231ZM71 228H73V229H71ZM79 228H80V230H79ZM83 228H84V230H83ZM90 228L92 231L90 230ZM97 228H99V229H97ZM261 228H262V230H261ZM63 229L65 231H69L70 233L65 232ZM75 229H77L78 231H76ZM94 229H96V230H94ZM101 229H103V230L100 231ZM48 230L50 232H46ZM184 230H187V232L184 233ZM195 230H196V232H195ZM201 230H202V234L200 233ZM215 230L217 231L216 233H215ZM219 230H222V234L219 233ZM19 231L21 233H19ZM72 231H73V233H72ZM85 231H86V233H85ZM189 231L190 232L192 231L191 233L193 235L195 233L196 237H193V235L191 233H190V235H192L191 238H190V235H186V234H189ZM203 231H204L205 235L203 234ZM23 232H24V234H23ZM80 232L83 235L85 234L84 237L86 236V234H89V235H87L88 239H87V236H86V239H84L85 242L83 241V239H81L84 237H83V235H81ZM96 232H99V233L97 234ZM104 232H106V233H104ZM114 232H116V233H114ZM224 232L228 233V234H226L227 239L222 240L221 238L226 236V235L223 236ZM49 233H51V234H49ZM52 233H53V235H52ZM54 233H56V235H54ZM62 233L63 234L69 233L71 235H69V234H68L69 236L67 234L62 235ZM213 233H215V234H213ZM73 234H74V236H72ZM91 234H92V237H91ZM96 234L98 236H100L102 234V236L98 237ZM107 234L109 237L107 236ZM21 235H22V237H21ZM23 235H24V237H23ZM26 235H28L29 238L26 237ZM206 235H207V237H206ZM208 235H210V236H208ZM228 235H230V236L228 237ZM19 236L21 238H19ZM50 236H52V237H50ZM55 236L56 237L58 236V238L61 237L60 238L61 242ZM71 236L73 237V239ZM200 236H201V238L203 237L206 241L203 238L200 240L197 239ZM213 236L215 237L216 240L213 238ZM256 236H258V237L260 236L259 240H258V237H256ZM40 237H42V238H40ZM62 237L65 238V240ZM245 237H246L247 241H246ZM51 238H53V239L51 240ZM68 238H69V241L71 242L69 245H67L69 243V241H67ZM100 238L102 239L101 241L99 240ZM103 238H105L104 240L109 239V241L108 240L104 241ZM192 238L194 239V241ZM251 238H252V240H251ZM62 239L64 241H62ZM80 239H81V241H80ZM89 239L91 241H89ZM110 239H112V240H110ZM195 239L198 240V242L196 241L197 244H199V242H203L202 240H204V243L208 242L205 244L207 248L204 247L205 245H203V248L209 250V251L206 250L207 254L204 253L205 250L202 248V245H201L202 243L199 244V245H201L200 247H197L196 246L197 244L194 245V243H196ZM37 240L39 243H41L40 245H38ZM53 240H54V243H53ZM125 240H127V241H125ZM22 241L24 243H22ZM26 241L27 242L29 241V242L26 243ZM65 241H67L68 243ZM75 241L79 242L78 246H77ZM82 241L84 242V245L81 244ZM102 241H103V243L107 242V244H103ZM191 241H193L194 243L193 242L191 243ZM210 241H211V243H210ZM215 241L217 242L218 245L214 244ZM31 242H33L34 245H36V247L39 246L37 250L34 248L35 246L32 245L33 243H31ZM56 242H57V244H59L60 247H58V245L55 244ZM63 242H64V244H62ZM108 242H110L111 244H109ZM113 242L114 243L117 242V244L115 243V245H114ZM218 242H220V243H218ZM251 242H253V243H251ZM44 243L46 246L44 245ZM65 243H66V245H65ZM85 243H88V244L85 245ZM176 243H178V244H176ZM93 244H95V245H93ZM207 244H209V245H207ZM31 245L34 247H32ZM52 245H54V246H52ZM61 245L62 246L64 245V247H61ZM71 245H72V247H71ZM214 245L219 246V247H216ZM229 245H230V247H229ZM248 245H250V246H248ZM30 246H31V248H30ZM50 246L54 247L56 249L54 250L52 248V250H50V248H51ZM67 246H69L71 249L73 248V246H75V247L71 251V250H69L70 248H68L66 250ZM79 247H81V248H79ZM42 248L43 249L45 248L46 250L44 249V252L48 251V253L44 254V252H43V254H44L43 255L41 252V251H43ZM57 248L59 250H61L62 248L65 249V250L62 249V251H61L62 253H60V254H63L61 259H60V254H59L60 251ZM24 249H25V251H24ZM30 249H32V252H30L31 251ZM33 249L35 251H37V253L35 252L37 255H39V254L40 255L36 256V254L33 253ZM76 250L78 252H76ZM67 251H68V253H66ZM140 251H141V253H140ZM202 251H204V252H202ZM49 252H50V254H52V256L49 254ZM93 252H95V253H93ZM56 253L58 254L57 256L55 255ZM71 253L72 254L74 253V254L72 255ZM79 253L81 254V257L78 256V255H80ZM96 253H98V255ZM34 254L37 258H35ZM41 254H42V256H41ZM67 254H68V256H67ZM28 255L30 256V258L28 257ZM74 255L76 256L75 258H74ZM31 256L32 257L34 256V257L32 258ZM55 256L58 257L59 259L57 258V260H56ZM65 256H67V257H65ZM100 256H102V259ZM50 257H52V258H50ZM68 257L72 258V259H68ZM93 257H95V258H93ZM54 258H55V263L52 262V261H54L53 260ZM38 259H39V261H38ZM62 259H64V262L62 261ZM78 259H79L80 263H79ZM100 259L103 261L100 262L101 261ZM252 259H253V261H252ZM44 260H46L45 263H44ZM29 261H30V263H28ZM98 262H100V263H98ZM77 263H75V264H77Z\"/></svg>",
	"mask_w": 264,
	"mask_h": 264
},
{
	"label": "bare ground",
	"instance_id": "obj_2",
	"mask_svg": "<svg viewBox=\"0 0 264 264\" xmlns=\"http://www.w3.org/2000/svg\"><path fill=\"white\" fill-rule=\"evenodd\" d=\"M0 1H1V0H0ZM12 1H14V2H12ZM12 1L9 0V1H7V2H8V3H9V2H12V3H9V5H11V6H10V9L14 7L15 9H14V8H13V9H14V12H16V13H14V12L10 13L9 11H7V13H6L7 16H6L5 14H3V17H4V15L6 16V21H5V22H6L7 24H9V25L11 24L10 26L19 27V28H20V26H21L22 29H21V28H20V29H21L23 32L25 31L24 33L26 34V33H27L26 30H25L22 26H23V24L25 23L24 27H25V28L27 27V29L30 30V29L28 28V27H30V26H28V25H30L31 23H29L27 17H26V18H23L24 20L22 19V16H24V14H25V12H26V11H25V9H26V8H25V4H23L22 2H18V3H17L15 0H12ZM37 1H38V0H36V3H38V4H39V3H42V2H40L41 0H39L38 2H37ZM43 1H44V0H43ZM45 1L47 2L48 0H45ZM45 1H44V3H45ZM51 1H54V0H50V2H51ZM58 1H59V0H58ZM58 1L55 2V4H56V3L58 4V3L60 2V1H59V2H58ZM79 1H80V0H79ZM104 1H106V0H104ZM121 1H122V0H121ZM131 1H132V0H131ZM156 1H157V3H156ZM156 1H153V0H152V2H155L156 4H160V3H159L160 0H159V1L156 0ZM161 1H162V0H161ZM165 1H167V0H165ZM168 1H169V0H168ZM168 1H167L168 4H167L166 2H165V4H162L163 6L166 5V7H163V6L161 7L163 10L166 9L168 6H171L170 4H172V6L174 5L173 2L171 3V2H168ZM173 1H175V0H173ZM186 1H187L186 4H188V2H190V1H191L190 4L193 3L192 0H186ZM194 1H195V3H194L195 6H199V5H198L199 3L197 4V0H194ZM199 1H200V0H199ZM199 1H198V2H199ZM220 1L223 2V0H220ZM220 1H218V3H220ZM225 1H226L227 3H229V2L231 1V2H230L231 4H229L230 6L227 5V4H225V5H227L229 8H228L227 6H225V7H227L228 9H231L233 13H234L235 11L237 12L239 6L242 5V3H243L242 6H244L245 2H246V5H248V6L251 4L250 6L253 7L252 9H254V8L257 7V6H259V7L261 6V7H262V4H264V3H262V1L264 2V0H258V1H257V0H254V1H256V2H254V3H253V0H252V1H251V0H244V1H242V3L239 1V2H240V5H239V3H238V4H235V3L238 2V0H236L237 2L235 1V3H234V1L232 2V0H228V1L225 0ZM247 1H248V2H247ZM250 1H251V2H250ZM1 2H2V1H1ZM15 2H16L17 4H16ZM61 2H62V1H61ZM61 2H60V3H61ZM99 2H100V1H99ZM99 2H97V5L100 4ZM107 2H108V1H107ZM129 2H130V0H129ZM162 2H163V1H162ZM184 2H185V0H184ZM200 2H201V5H202V4H203V3H202L203 1L201 0ZM222 2H221V3H222ZM249 2H250V4H249ZM44 3H43V5H42V4H40L39 6L37 5L38 8L36 7V12L38 13V11H39V14L41 15L40 18L42 19L41 23L38 22L40 19L37 21L39 24H38L37 22H36V23H37L38 25H41V26H42L43 22H45L44 24L47 23L45 20H47V21H48V20H51V21H52V20L55 19V20H56V21L54 20V21H55V25H57L56 22H59V20H60L61 18L63 19L65 16H64V17L61 16L62 14H61V15L59 14L60 17H58V15L55 16L58 12H61L60 10H58L57 12L54 11V13H51V15H53V14L56 13L54 16H55L57 19L60 18L59 20H57V19H56L55 17H53V16H49V15H50L49 13H48V15L46 14V16H45L44 12L41 11V10H43L44 7L46 8V6H47V5L44 4ZM81 3H82V2H81ZM88 3H89V2H88ZM163 3H164V2H163ZM179 3H180V2H179ZM182 3H183V2L181 1L180 4H182ZM223 3H224V2H223ZM233 3L235 4V6H234ZM247 3H248V4H247ZM257 3H258V4L261 3V5H258ZM12 4H16V5H13V6H12ZM64 4H65V2L62 3L63 6H65ZM90 4H94V3H90ZM150 4H151V3H150ZM180 4H179V5H180ZM190 4L188 5V9H189V10H190V8L192 9V7L190 6ZM205 4H206V3H205ZM205 4H204V5H205ZM207 4H208V3H207ZM211 4H213V3H211ZM255 4H256V5H255ZM41 5H42V6H41ZM59 5H60V4H59ZM59 5H58V6H59ZM77 5H78V4H77ZM77 5H76V6H77ZM84 5H85V3H84ZM95 5H96V4H95ZM100 5H101L102 10L104 11L103 7H104V6L106 7L107 5H105L104 2H103V7H102V4H100ZM125 5H126V4H125ZM152 5H153V4H152ZM201 5H200V6H201ZM221 5H222V4H221ZM231 5H232V6H231ZM236 5H239V6L237 7ZM253 5H254L255 7H254ZM15 6H16V7H15ZM43 6H44V7H43ZM108 6H109V5H108ZM121 6H122V5H121ZM130 6H131V5H130ZM134 6H135V5H134ZM160 6H161V5H160ZM189 6H190V8H189ZM205 6H206V5H205ZM207 6H208V5H207ZM212 6H213V5H212ZM214 6H215V5H214ZM214 6H213V7H214ZM233 6H234V7H233ZM41 7H42V8H41ZM70 7H71V6H70ZM82 7H83V6H82ZM93 7H94V6H93ZM183 7H184V6H183ZM201 7L203 8V6H201ZM216 7H217V6H216ZM230 7H231V8H230ZM235 7H237V8H235ZM259 7H257V9H258ZM261 7H260V8H261ZM47 8H48V7H47ZM49 8H50V7H49ZM67 8H68V7H67ZM77 8H79V7H77ZM95 8H96V6H95ZM95 8H94V9H95ZM106 8H107V7H106ZM106 8H105V9H106ZM146 8H147V7H146ZM157 8H158V7H156V9H157ZM176 8H177V5H176ZM180 8H181V5H180ZM180 8H179V9H180ZM193 8H194V6H193ZM210 8H211V7H210ZM222 8H223V6H222ZM227 8H225V9H227ZM233 8H234L235 10H233ZM250 8H251V7H250ZM37 9H38V11H37ZM65 9H66V8H65ZM84 9H85V8H84ZM97 9H100V8H97ZM97 9H96V10H97ZM107 9H109V8H107ZM147 9H148V8H147ZM184 9H187V8H184ZM214 9H215V8H214ZM11 10H12V9H11ZM11 10H10V11H11ZM16 10H17V11H16ZM50 10H51V9H48V11H46V12H49ZM52 10H54V9L52 8ZM77 10H79V9H77ZM77 10H76V11H77ZM91 10H92V9H91ZM129 10H130V9H129ZM152 10H153V9L151 8V11H149V12H151V15H152V13H153V11H154V10H153V11H152ZM192 10H193V9H192ZM192 10L189 12V14H188L189 16L191 15ZM218 10H219V9H218ZM218 10H217V11H218ZM241 10H242V9H241ZM244 10H245V8H244ZM255 10H256V8H255ZM255 10H254V11H255ZM12 11H13V10H12ZM86 11H87V10H86ZM86 11H85V12H86ZM131 11H132V10H131ZM135 11H136V10H135ZM140 11H141V10H140ZM146 11H147V10H146ZM156 11H158V10H156ZM156 11H154V12H156ZM159 11H161L160 7H159ZM165 11H166V10H165ZM175 11H176V10H175ZM184 11H187V12H185V13H183V14H187V13H188V10H184ZM184 11H183V12H184ZM221 11H222V10H220V12H221ZM226 11H227V10H226ZM258 11H259V9H258ZM260 11H261V9H260ZM262 11H263V10H262ZM8 12H9V13H8ZM50 12H51V11H50ZM149 12H147V13L150 14ZM161 12H162V11H161ZM169 12H170V11H169ZM179 12L182 13V11H180V10H179ZM179 12H177V14H179V15H176V17L178 16V17L176 18V20H178V24H181V23H182V22H181V19H182V18L185 19L186 17H182V18H181V15L183 16V14H181V13H179ZM255 12H256V11H255ZM263 12H264V11H263ZM61 13H62V12H61ZM86 13H87V12H86ZM89 13H91V11H90ZM89 13H87V15H89V17H88L87 15H86V16H87L89 19L91 18L92 21H93L94 17H90V16H93L94 14L92 15L93 12H92L91 14H89ZM124 13H125V12H124ZM139 13H140V12H139ZM162 13H163V12H162ZM218 13H219V11H218ZM218 13H217V14H218ZM242 13H243V12H242ZM256 13H257V12H256ZM0 14H1V13H0ZM9 14L11 15L10 17L8 16ZM20 14H21V15H20ZM22 14H23V15H22ZM159 14H160V13H159ZM168 14H169V13H168ZM170 14H171V13H170ZM174 14H175V13H174ZM174 14H173V15H174ZM236 14H237V13H236ZM258 14H259V13H258ZM37 15H38V14H37ZM66 15H67V12H66ZM70 15H71V14L69 13V17H70ZM73 15H74V13H72V17H74V19H75V16H73ZM84 15H85V14H84ZM145 15H146V14H145ZM145 15H141V16H142V21H145V23L142 24V23L140 22L141 25H138V27L141 26V27L143 28L144 32L146 31V30H145L146 28H147V30H149V29L151 28V30H150V32H151L152 30H154V29L157 28V27H158V29L161 30L160 27H167L168 29H170L171 27L174 26L173 23H174L175 18H173L174 20L171 19L172 16L167 15V16H169V17H167V18H169L171 21L173 20V22H164V21L167 20V18H166L163 22H161L162 20H160V21L158 22V21H157V16H156L157 13H156V15H155V13H154L153 15L156 17V18L154 17V19H155L156 21H155L154 19H153V20L151 19V21L148 20L149 22H146V18H145V20H143V17H144ZM153 15H152V16H153ZM163 15H165V14H163ZM233 15H234V14H233ZM261 15H262V13L260 14V17H261V19H262L261 21H263V20H264V17H263L264 15H262V16H261ZM86 16H85L84 18L81 17L80 20H78L79 18H78L77 16H76V17H77L78 19H77V18H76V20L73 19V21H76V22H74V24H75V23L77 24V23H78L77 21H80L78 24H81V21H83V22L85 21L84 23L82 22V23H83V27H82V24H81V26H79V25L77 24V25H78V28H76V27H77L76 24H75L76 26H75V25L71 26V24H73V23H71V21H72V20H71L72 17H71V19H70V20H71V21H70V24H69V23L67 24V25H70V26H68V30H67L66 25H64V24H65V23H64V20H65L66 18H64V20H63V25H64L63 27H65V29H66L67 32L70 30L71 32H69V33H71V34H72V33L75 34L76 31H77V32H76L77 34L80 33V32H78L80 29H81V30H84V29H85V30H88V29H89L88 27H90V28L92 29V27H93L95 24L92 25V24H91L92 22L90 23L91 19H90L89 22H88V21H87L88 18H87ZM94 16H95V15H94ZM115 16H116V15H115ZM148 16H149V15H148ZM148 16L146 15L145 17L148 18ZM184 16H185V15H184ZM8 17H9V18H8ZM20 17H21V18H20ZM100 17H101V16H100ZM103 17H104V16H103ZM174 17H175V16H174ZM236 17H237V16H236ZM262 17H263V18H262ZM7 18H8V20H7ZM18 18H19L20 20H19ZM53 18H54V19H53ZM122 18H123V16H122ZM122 18H121V19H122ZM131 18H133V16H132ZM131 18H130V20H131ZM136 18L139 19L138 15H137ZM136 18H133V19H135L134 21L132 20V21L134 22L135 25H136V23H135V22H136ZM178 18H179V19H178ZM238 18H240V17H238ZM246 18H247V17H246ZM17 19H18V20H17ZM21 19L24 21L23 24L20 23V24H22V25L18 24V22L21 21ZM82 19H83V20H82ZM84 19H85V20H84ZM96 19H97V17H95V20H96ZM128 19H129V18H128ZM169 19H168L167 21H169ZM189 19H190V18H189ZM198 19H199V18H198ZM207 19H208V18H207ZM210 19H211V17H210ZM214 19H215V18H214ZM2 20H5V17L2 18ZM2 20H1V21H2ZM16 20H17L18 22H17ZM98 20H99V18H98ZM130 20H129V21H130ZM179 20H180V21H179ZM182 20H183V19H182ZM196 20H197V19H196ZM247 20H248V19H247ZM249 20H251V19H249ZM23 21H22V22H23ZM51 21H48V25L50 24L49 27H51ZM67 21L69 22L68 18H67ZM67 21H65V22H67ZM73 21H72V22H73ZM125 21H126V20H125ZM132 21H131V23L127 21L128 23L131 24V25H130V24L128 25V26L131 27V28H132V24H133ZM139 21H140V20H139ZM16 22H17V23H16ZM87 22H88V23H87ZM180 22H181V23H180ZM183 22H184V21H183ZM190 22H191V21L188 22L189 24H188L187 26H189V25L191 26L192 24H194V26L196 25V23H192V24H190ZM6 23H5V24H6ZM14 23H16V24H14ZM61 23H62V20H61ZM61 23H60V24H61ZM89 23L92 25V27L90 26ZM94 23H95V22H94ZM121 23L126 24V25L128 24V23H125L124 21L121 22ZM224 23H225V21H224ZM251 23H253V22H250V24H251ZM262 23H263V22H262ZM1 24H2V23H1ZM3 24H4V22H3ZM37 24H36V25H37ZM52 24H54L53 21H52ZM88 24H89V25H88ZM104 24H105V23H104ZM178 24L176 23L175 25H178ZM256 24H257V23H256ZM256 24H254V25H256ZM16 25H18V26H16ZM85 25H87L88 27L85 28ZM105 25H106V24H105ZM172 25H173V26H172ZM224 25H225V24H224ZM254 25L252 26V27H254V28H252V31H253V32L256 31L257 28H258L257 26H256V27H257V28H256ZM257 25H258V24H257ZM1 26H3V25H1ZM6 26L8 27V25H6ZM74 26H75L76 29L70 28V27H74ZM128 26H127V27H128ZM192 26H193V25H192ZM198 26H199V25H197V27H198ZM237 26H238V25H237ZM3 27H5V26H3ZM7 27H6V28H7ZM36 27H37V26H36ZM49 27H48V28H49ZM94 27H95V26H94ZM116 27H117V26H116ZM136 27H137V25H136ZM136 27H135V28H136ZM148 27H149V29H148ZM213 27H214V24H213L212 28H213ZM234 27H236V25H235ZM239 27H240V29H236L237 31H240V30H241V26H239ZM6 28H5V29H6ZM8 28H9V27H8ZM19 28H18V29H19ZM69 28H70V29H69ZM82 28H83V29H82ZM87 28H88V29H87ZM152 28H153V29H152ZM184 28H185V26H184ZM193 28H195V27H193ZM228 28H229V27H228ZM259 28H260V27H259ZM262 28H264V25H263V27H261V30L263 31L264 29H262ZM0 29H3V28L1 27ZM18 29H16V30L19 31ZM23 29H24V30H23ZM38 29H40V28H38ZM102 29H103V28H102ZM110 29H111V28H110ZM116 29H119V27L116 28ZM124 29H126V28L124 27ZM128 29H129V30H128L127 32H129V31L132 30V29L130 30V28H128ZM137 29H138V28H137ZM137 29H136V31H137ZM186 29H187V28H186ZM201 29H203V28H201ZM207 29L209 30V28H207ZM221 29H222V28H221ZM223 29H224V28H223ZM255 29H256V30H255ZM8 30H9V29H8ZM41 30H42V29H41ZM41 30H39L40 32L36 31L37 33H39V35H40L39 37H41ZM45 30H46V29H45ZM45 30H44V32H45ZM89 30H90V29H89ZM104 30H105V29H104ZM112 30H115V29H111V31H112ZM138 30H139V29H138ZM141 30H142V29H141ZM182 30H184V29H182ZM204 30H205V29H204ZM214 30L216 31V28H214ZM259 30H260V29H259ZM259 30H258L257 34H258L259 32H260L259 35H260L261 33H264V31L262 32V31H259ZM11 31H12V34L16 33V31H15V32H13V30H11ZM22 31H20V32H22ZM72 31H73V32H72ZM74 31H75V32H74ZM92 31H93V30H92ZM116 31H117L118 36H119V33H121V35L125 33V32H124V33L121 32V28H120V32H118V30H115L114 32L116 33ZM184 31H185V30H184ZM187 31H188V30H187ZM210 31H211V30H210ZM215 31H213V29H212L211 33H212V32H213V33H216ZM223 31H224V30H223ZM231 31H232V30H231ZM242 31H243V29H242ZM242 31H240V34L242 33ZM23 32H22V33H23ZM28 32H29V31H28ZM30 32H31V30H30ZM48 32H49V31H48ZM52 32H53V31H52ZM83 32L85 33V31H83ZM83 32L81 31V33H83ZM87 32H89V31H87ZM114 32H112V34H113ZM127 32H126L125 34H128ZM131 32H133V31H131ZM131 32H130V35H131ZM158 32H159V31H158ZM191 32H193V31H191ZM206 32H207V31H206ZM253 32H252V35H253ZM8 33L11 34L10 30H9V32H6V33H4V34H2V35L0 34V36H1L0 38H3V39H0V48H3V47H4L7 43H9V42H10V43H11V42H12V43L14 42L15 45L13 44V47H15V48H17V49H20V46H19V45H21V44H20L21 42H20V43L18 42L20 38L18 37L19 39H16V37H13L15 34H14V35H9ZM49 33H50V32H49ZM64 33H65V31H64ZM84 33H83V36H84ZM97 33H98V30H97ZM137 33H140V31H138ZM146 33H148V31H146ZM146 33L144 34L145 37H146ZM189 33H190V32H189ZM204 33H205V32H204ZM233 33H234V32H233ZM233 33H232V34H233ZM235 33H236V31H235ZM237 33H238V32H237ZM254 33H255V34L253 35V37H252V36L250 37V39L252 38V39H251L252 41L249 40V41H251V42H253V41L257 42V40H259L258 38L256 39V36H257L256 32H254ZM17 34H18V32H17ZM42 34H43V32H42ZM90 34H91V33H90ZM110 34H111V33H110ZM110 34H109V35H110ZM112 34H111V35H112ZM117 34H115L114 37H116ZM125 34H124V35H125ZM148 34H149V33H148ZM157 34H158V33H157ZM184 34H185V33H184ZM238 34H239V33H238ZM245 34H246V33H245ZM245 34H244V35H245ZM36 35H37V34H36ZM43 35H44V34H43ZM51 35H52V37H55V36H54L55 34H54V35L51 34ZM75 35H76V34H75ZM111 35H110V36H111ZM113 35H114V34H113ZM121 35H120V38H119V39H122V38H123L124 41H125L126 38H125V37H122ZM139 35L141 36V34H139ZM139 35H138V36H139ZM149 35H150V34H149ZM172 35H173V34H172ZM179 35H181V34H179ZM193 35H194V34H193ZM193 35H191V33H190L188 36L190 37V36H193ZM201 35H202V34H201ZM210 35H211V34H210ZM210 35H209V36H210ZM216 35H218V31H217ZM216 35H214V36H216ZM233 35H234V34H233ZM250 35H251V33H250ZM259 35H258L257 37H259ZM19 36H20V34H19ZM24 36H26V37L28 36V37H29L28 34H26V35H24ZM30 36L32 37V34H31ZM65 36H67V34H65ZM78 36H80V35H78ZM125 36H127V35H125ZM131 36L133 37V39L131 38L133 41H132V40H129V39H130V38H129L128 40H129L131 43H130V42L128 43V41H127V42L125 41V42L127 43V44H125V42H124L123 39H122V41H123V43H124L125 45L122 46L123 48H120V47H119L120 49L118 48V50H116V49H117L116 47H117V43H118V46H119V41L117 42V41L113 40L115 43H114L113 41H111L112 43H114V44H112V45L109 44L111 47H109V45H108V46L106 45L107 48L103 46L104 49H105V50L103 49V51L106 52V53H108V54H109L110 52L112 53L113 50H115V51H114L115 53H114V52L112 53V55H113V54H115V55L110 56V57L113 58V60H111V62L114 61V56H118V55H119V53L116 52V51H119V52L122 51V52H123V51L125 50V51H124L125 54H124V53H123V54L121 53V56L123 55L122 59H120V58L117 59L118 61H119V60H122V61H123V60L125 59V57H126L125 55H128V54H129V53L126 54V51L128 52V51L130 50V49H128V48H130V46H133V45L137 44L136 42H137V41L139 42V40H141V37H142V36H141V37L139 36V38H137V36H136L135 39H134V36H133V35H131ZM177 36H178V35H177ZM177 36H176V37H177ZM22 37H23V36H21V38H22ZM63 37H64V36H63ZM68 37H69V36H67V38H68ZM88 37H90V36H88ZM108 37H109V36H108ZM121 37H122V38H121ZM176 37L174 36V38H176ZM204 37H206V36H204ZM204 37L202 36L203 39H204ZM226 37H227V36H226ZM237 37H238V36H237ZM245 37H246V36H245ZM29 38H30V37H29ZM105 38H106V36H105ZM111 38H112V37H111ZM127 38H128V37H127ZM136 38L139 39V40H137ZM143 38H144V37H143ZM168 38H169V37H168ZM195 38H196V37H195ZM200 38H201V37H200ZM200 38H199V39H200ZM207 38H208V36H207ZM215 38H216V37H215ZM254 38H255V39H254ZM32 39H33V37H32ZM36 39H38V37H37ZM76 39H77V35H76ZM76 39H75V41H74L75 43H76V41H77ZM78 39H79V38H78ZM87 39H88V38H87ZM109 39H110V37H109ZM112 39H113V38H112ZM114 39H115V38H114ZM119 39H118V40H119ZM164 39H165V38H164ZM170 39H171V37H170ZM179 39H180V37H179ZM219 39H220V37H219ZM253 39H254V40H253ZM53 40H54V39H53ZM66 40H67V39H66ZM110 40H111V39H110ZM134 40H135V41H134ZM166 40H168V39H166ZM211 40H212V37H211ZM247 40H248V38H247ZM247 40H245V41H247ZM20 41H21V40H20ZM25 41H28V40H25ZM32 41H33V40H32ZM59 41H60V40H59ZM82 41H83V40H82ZM85 41H86V40H85ZM85 41H84L83 43H85ZM104 41H105V39L101 41V44H100V45H101V49H102V45L106 42V41H105V42H104ZM107 41H109V40H107ZM168 41H170V40H168ZM178 41H179V40H178ZM190 41H191V40H190ZM190 41H189V42H190ZM197 41H198V39H197ZM213 41L216 42V40H214V37H213ZM245 41H244V43H246ZM50 42H51V41H50ZM53 42H54V41H53ZM79 42H80V41H79ZM103 42H104V43H103ZM134 42H135V43H134ZM171 42L173 43V42H177V41H174V40L172 41V39H171ZM208 42H209V41H207V44H208ZM218 42H219V41H218ZM230 42H231V41H230ZM251 42H249V44H251ZM25 43H27V42H25ZM39 43H40V42H39ZM58 43H59V45H60V42H58ZM65 43H66V41H65ZM102 43H103V44H102ZM107 43H108V42H107ZM123 43H122V44H123ZM164 43H165V41H164ZM205 43H206V42H205ZM210 43H211V42H209V45H210ZM221 43H224V42H220V43H218V44L216 43L215 46H214V44H213V46L211 45V47L214 48V49L211 48L210 51H212V52H209V53H208V50H209L210 46L207 47L208 45L206 44V45H207V46H206V47H207V52H206V53H208V54L210 55V56H209V55L207 54V56H209L210 58H212V55H213V54H216L217 57H218V60H220V59L222 58V57H221V58L219 59L220 54H222L221 50L224 49V48H223L224 46H221V45H220ZM247 43H248V41H247ZM259 43H260V42H259ZM23 44H24V43H23ZM52 44L54 45V43H52ZM93 44H94V43H93ZM128 44H131V45L129 46ZM132 44H133V45H132ZM142 44H143V43H142ZM153 44H154V43H153ZM175 44H176V43H175ZM185 44H186V43H185ZM199 44H200V43H199ZM10 45H11V44H10ZM55 45H57V44L55 43ZM80 45H81V43H80ZM84 45H85V44H84ZM86 45H87V44H86ZM89 45H90V44H89ZM91 45H92V44H91ZM95 45H97V44H95ZM137 45H138V44H137ZM155 45H156V42H155V44H154V47L156 48ZM157 45H158V44H157ZM161 45H162V44H161ZM163 45H164V44H163ZM165 45H166V44H165ZM171 45H172V44H171ZM186 45H187V44H186ZM186 45H185V46H186ZM189 45H190V44H189ZM189 45H187V46L189 47ZM217 45H218V46H217ZM245 45H246V44H245ZM260 45H261V44H260ZM260 45L257 44V45H255L254 47H257V46H260ZM31 46H32V45H31ZM35 46H37V45H35ZM60 46H61V45H60ZM60 46H59V47H60ZM77 46H78V44H77ZM124 46H125V47H124ZM128 46H129V47H128ZM151 46H153V45H151ZM175 46H176L177 48L180 47V45H179V46H178V45H175ZM187 46H186V47H187ZM37 47H39V46H37ZM74 47H75V46H74ZM94 47H95V46H94ZM127 47H128V48H127ZM133 47H135L134 50H138V48H139V46L136 47V45L133 46ZM146 47H147V46H146ZM160 47H161V46H160ZM166 47H167V46H166ZM171 47H172V46H171ZM186 47H185V49H186ZM191 47H192V46H191ZM215 47H222V48H219V53H220L219 55L217 54V53H218L217 48H216L217 53H214V52H216V51H215ZM31 48H33V47H31ZM35 48H36V47H35ZM55 48H56V47H54V49H55ZM78 48H81V46L78 47ZM99 48H100V47H99ZM115 48H116V49H115ZM126 48H127L128 50H127ZM149 48H150V47H149ZM151 48H152V47H151ZM151 48H150V49H151ZM161 48H162V47H161ZM177 48H176V49H177ZM239 48H240V47H239ZM257 48H258V47H257ZM5 49H6V51H7V48H4L3 51H5ZM17 49H16L15 51H17ZM51 49H52L51 51L53 52V51H54L53 48H51ZM94 49H95V48H94ZM101 49H100V50H101ZM144 49L146 50V48H143V52H144V53H145V52H149L148 50L145 51ZM159 49H160V48H159ZM163 49H164V48H163ZM165 49H166V48H165ZM165 49H164V52L161 51V53L163 52V54H164L165 51L168 52V50H165ZM178 49H179V48H178ZM183 49H184V48H183ZM225 49H226V48H225ZM252 49H253V48H252ZM0 50H1V49H0ZM32 50H33V49H32ZM68 50H69V49H68ZM68 50H67V51H68ZM78 50H79V49H78ZM134 50L131 49V51H132L131 53H134V52H135ZM156 50H158V49L156 48ZM172 50H174V52L177 53V50H176V51H175V49H172ZM172 50H171V51H172ZM197 50H199V49H197ZM197 50L195 49V51H197ZM213 50H214V52H213ZM250 50H251V49H250ZM3 51H2V52H3ZM20 51H21V49H20ZM56 51H57V50H56ZM62 51H63V50H62ZM70 51H71V50H70ZM138 51H140V50H138ZM185 51H186V50H185ZM185 51H184V52H185ZM223 51H224V50H223ZM226 51L229 52L227 49H226ZM11 52H12V51H11ZM13 52H14V51H13ZM21 52H22V51H21ZM31 52H32V51H31ZM54 52H55V51H54ZM57 52H58V51H57ZM57 52H56V53H57ZM59 52H60V51H59ZM59 52L56 54V55H58V56L55 55V56L58 57V58H59V56H60V55H59ZM78 52H79V51H78ZM101 52H102V50H101ZM104 52H103V53H104ZM167 52H166V53H167ZM174 52L172 51L171 53L173 54ZM224 52H225V51H224ZM227 52H226L225 54H227ZM33 53H34V52H33ZM40 53H41V52H40ZM61 53H62V52H61ZM61 53H60V54H61ZM79 53H81V52H79ZM116 53H118V54L116 55ZM141 53H142V51H141ZM152 53H153V50H152ZM161 53H159V54H161ZM171 53H170V56L172 55ZM176 53H175V55H176ZM200 53H202V52H200ZM200 53H199V55H200ZM210 53H211L212 55H211ZM14 54H15V53H13V55H14ZM16 54H17V53H16ZM51 54H52V53H51ZM53 54H54V53H53ZM73 54H75L74 51H73L72 55H73ZM76 54H78V53H76ZM146 54H147V53H146ZM153 54H154V53H153ZM156 54H157V53H156ZM156 54H154V55H156ZM159 54H158V55H159ZM168 54H169V52H168ZM193 54H194V53H193ZM204 54H205V53H204ZM233 54H234V53H233ZM259 54H262V52L259 53ZM259 54H258V56H259ZM0 55H1V54H0ZM6 55H7V54H6ZM13 55H11V57H12ZM95 55H96V54H95ZM97 55H98V54H97ZM100 55H102V53H100ZM106 55H107V54H104L103 57L106 58ZM131 55H133V54H131ZM131 55H130V56H131ZM142 55H143V54H142ZM144 55H145V54H144ZM161 55H162V54H161ZM161 55H160V57H161ZM173 55H174V54H173ZM228 55H229V53H228ZM234 55H235V54H234ZM9 56H10V55H9ZM9 56H8V57H9ZM31 56H32V53H31ZM37 56H38V55H37ZM42 56H43V55H42ZM107 56H108V55H107ZM119 56H120V55H119ZM130 56L128 55L126 58L129 59ZM135 56H136V55H135ZM164 56H165V55H164ZM164 56H163V57H164ZM197 56H198V55H197ZM203 56H204V55H203ZM213 56H214V55H213ZM249 56H251L250 53H249ZM258 56H256V57L259 58ZM1 57H2V56H1ZM3 57H4V56H3ZM14 57H15V56H14ZM38 57H40V56H38ZM38 57H37V58H38ZM100 57H101V56H100ZM132 57H133V56H132ZM143 57H144V56H143ZM143 57H142V58H143ZM158 57H159V56H158ZM160 57H159V58H160ZM173 57H174V56H173ZM176 57H177V56H176ZM180 57L182 58L183 56L181 55ZM193 57L195 58L196 56H193ZM193 57H192V58H193ZM204 57H206V56H204ZM204 57L202 58V60L205 59ZM256 57H254L255 60H257ZM30 58H31V57H30ZM40 58H41V57H40ZM54 58H55V57H54ZM89 58H91V57L89 56ZM108 58H109V57H108ZM123 58H124V59H123ZM168 58H169V57H168ZM181 58H180V60H181ZM225 58H226V55L224 56V59H225ZM0 59H2V58H0ZM10 59H11V58H10ZM12 59H13V58H12ZM14 59H15V58H14ZM14 59H13V60H14ZM38 59H39V58H38ZM43 59H45V58H43ZM59 59H60V58H59ZM127 59H125V60H127ZM144 59H145V58H144ZM162 59H167V58L164 57V58H162ZM169 59H170V58H169ZM175 59H176V58H175ZM175 59H174V60H175ZM184 59H186L185 56H184ZM184 59H183V61H184ZM189 59H190V58H189ZM189 59H188V60L186 59L187 63H189ZM195 59H196V58H195ZM200 59H201V57H200ZM245 59H247V57H245ZM4 60H5V58H4ZM25 60H26V59H25ZM71 60H72V59H71ZM106 60H108V59H106ZM140 60H141V59H140ZM157 60H158V59H157ZM216 60H217V59H216ZM236 60H237V59H236ZM54 61H55V60H54ZM66 61H67V60H66ZM72 61H73V60H72ZM74 61H75V60H74ZM90 61H93V60H90ZM122 61L119 62L120 65H121V62H122ZM158 61H159V60H158ZM163 61L168 62V61H166V60H163ZM178 61H179V60H178ZM178 61H177V62H178ZM214 61H215V60H214ZM1 62H2V61H1ZM4 62H5V61H4ZM24 62H25V61H24ZM31 62H32V61H31ZM31 62H30V63H31ZM51 62H52V61H51ZM69 62H70V61H69ZM104 62H105V61H104ZM109 62H110V61H109ZM109 62H108L106 65L109 66V65L111 64V63L109 64ZM154 62H157V61H154ZM159 62H160V61H159ZM165 62H164V65H165ZM170 62H171V61H169L168 63H170ZM177 62H175V63H177ZM179 62H180V61H179ZM184 62H185V61H184ZM190 62H191V61H190ZM200 62H201V61H200ZM242 62L245 63V61H243V60H242ZM14 63L16 64V62H14ZM14 63H12V64L14 65ZM26 63L28 64V62H26ZM39 63H40V62H39ZM65 63H66V62H65ZM76 63H77V62H76ZM87 63H88V62H87ZM101 63H102V61H101ZM115 63H118V62H115ZM115 63H114V68H113V70L115 69L116 66L118 67V64H116V66H115ZM149 63H150V62H149ZM152 63H153V62H152ZM160 63H161V62H160ZM173 63H174V62H173ZM175 63H174V64L170 63V64H172V65H170V67H172L173 65L175 66ZM195 63L198 64V60H195V61L193 60V64H192V63H191V64H192L193 66H194V65L196 66ZM219 63H220V61H219ZM219 63H218V64H219ZM223 63H225L224 60H223ZM248 63H250V62H248ZM253 63H254V62H253ZM2 64H3V63H2ZM19 64H20V62H19ZM22 64H24V63H22ZM22 64H21V65H22ZM70 64H71V63H70ZM70 64H69V65H70ZM74 64H75V63H74ZM89 64H90V63H89ZM158 64H159V63L155 64V66L158 65ZM182 64L184 65L183 62H182ZM191 64H190V65H191ZM211 64H212V63H211ZM241 64H242V63H241ZM25 65H26V64H25ZM39 65H40V64H39ZM47 65H48V64H47ZM78 65H79V64H78ZM90 65H92V64H90ZM103 65H105V63H104ZM103 65H102V66H103ZM106 65H105V66H106ZM112 65H113V64H112ZM153 65H154V63L152 64V66H153ZM202 65H203V64H202ZM206 65H207V63H206ZM212 65H213V64H212ZM220 65H221V64H220ZM1 66H5V65H1ZM1 66H0V67H1ZM41 66H42V65H41ZM44 66H45V65H44ZM102 66H101V67H102ZM123 66H124V65H123ZM146 66H148V65H146ZM152 66H151V67H152ZM155 66H154V67H155ZM174 66H173V67H174ZM178 66H179V65H178ZM195 66H194V67H195ZM208 66H209V64H208ZM218 66H219V65H218ZM226 66H227V64H226ZM241 66H243V65H241ZM20 67H21V66H20ZM31 67H32V66H31ZM36 67H37V66H35V68H36ZM45 67H46V66H45ZM65 67H66V66H65ZM75 67H76V66H75ZM77 67H78V66H77ZM106 67H107V66H106ZM109 67H111V66H109ZM112 67H113V66H112ZM126 67H127V66H126ZM161 67H162V66H161ZM167 67H168V64H167V66H166V69H168ZM179 67H180V66H179ZM179 67H178V68H179ZM181 67H182V66H181ZM210 67H211V66H210ZM210 67H209V69H210ZM244 67H246V65L243 66L242 68H244ZM249 67H250V66H249ZM11 68H12V67H11ZM33 68H34V67H33ZM50 68H51V67H50ZM52 68H54V66H53ZM155 68H157V67H155ZM188 68H189V67H188ZM190 68H192V66H191ZM224 68H225V66H224ZM224 68H223V70H226L227 67H226L225 69H224ZM8 69H9V68H8ZM37 69H38V67H37ZM48 69H49V68H48V66H47V70H48ZM100 69H101V68H100ZM116 69H117V68H116ZM159 69H161V68H158V70H159ZM217 69H218V68H217ZM244 69H245V68H244ZM43 70H44V69H43ZM56 70H57V69H56ZM142 70H143V69H142ZM153 70H155V69H153ZM156 70H157V69H156ZM173 70H174V69H173ZM173 70L170 69V71H173ZM180 70H181V69H180ZM232 70H233V69H232ZM235 70H236V69H235ZM239 70H240V69H239ZM241 70H242V69H241ZM6 71H7V70H6ZM36 71H37V70H36ZM41 71H42V70H41ZM41 71H40V69H39V74H41ZM45 71H46V70H45ZM52 71H53V70H52ZM54 71H55V70H54ZM63 71H64V70H63ZM176 71H177V69H176ZM208 71H210V70H208ZM37 72H38V71H37ZM37 72H36V73H37ZM50 72H51V70H50ZM67 72H68V71H67ZM75 72H77V71H75ZM78 72H79V71H78ZM173 72H174V71H173ZM5 73H6V72H5ZM7 73H8V72H7ZM46 73H47V72H46ZM46 73H45V74H46ZM158 73H159V72H158ZM174 73H175V72H174ZM232 73H233V72H232ZM260 73H261V72H260ZM43 74H44V73H43ZM45 74H44V77H45ZM76 74H77V73H76ZM223 74H224V73H223ZM230 74H231V73H230ZM54 75H55V74H54ZM54 75H53V77H54ZM68 75H69V73H68ZM134 75H135V74H134ZM141 75H142V74H141ZM151 75H152V74H151ZM156 75H157V74H156ZM231 75H233V74H231ZM4 76H5V75H4ZM33 76H35V75H33ZM60 76H61V75H60ZM69 76H70V75H69ZM213 76H214V75H213ZM256 76H257V75H256ZM44 77H43L42 74H41V77H40V78H44ZM63 77H64V76H63ZM71 77H72V76H71ZM229 77H230V76H229ZM3 78H4V77H3ZM10 78H11V77H10ZM10 78H9V79H10ZM69 78H70V77H69ZM161 78H162V77H161ZM254 78H255V77H254ZM262 78H263V76H262ZM65 79H66V78H65ZM77 79H78V78H77ZM159 79H160V78H159ZM211 79H212V78H211ZM218 79H219V78H218ZM246 79H247V78H246ZM259 79H260V78H259ZM34 80H35V79H34ZM34 80H33V81H34ZM40 80H41V79H40ZM163 80H164V77H163ZM249 80H250V79H248V81H249ZM251 80H253V78H252ZM251 80H250V82H251ZM254 80H255V79H254ZM254 80H253V81H254ZM256 80H257V79H256ZM53 81H54V80H53ZM64 81H65V80H64ZM147 81H150V80H147ZM155 81H156V80H155ZM219 81H220V80H219ZM245 81L247 82V80H245ZM245 81H244V83L240 81V82L242 83V85L239 86V87H240L239 89H243L242 87L247 85V83H246ZM253 81H252L251 83L248 82V83H249L248 85H249L250 87H252V84H253V86H255V84H254ZM5 82H6V81H5ZM40 82H41V81H40ZM43 82H46V81L43 80ZM66 82H67V81H66ZM79 82H80V81H79ZM145 82H146V81H145ZM153 82H154V81H153ZM167 82H168V81H167ZM215 82H216V81H215ZM255 82H257V81H255ZM3 83H4V82H3ZM62 83H63V81H62ZM74 83H75V82H74ZM171 83H172V82H171ZM245 83H246V84H245ZM50 84H51V83H50ZM69 84H70V83H69ZM81 84H82V83H81ZM153 84H154V83H153ZM200 84H201V83H200ZM206 84H207V83H206ZM239 84H240V83H239ZM244 84H245V85H244ZM42 85H43V84H42ZM44 85H45V84H44ZM67 85H68V83H67ZM151 85H152V84H150V86H151ZM219 85H220V84H219ZM248 85H247V86H248ZM261 85H262V84H261ZM46 86H47V85H46ZM51 86H53V85H51ZM241 86H242V87H241ZM249 86H248V87H244V90H245V88H248V89H249ZM235 87H236V86H235ZM262 87H263V86H262ZM48 88H49V87H48ZM142 88H143V87H142ZM149 88H150V87H149ZM260 88H261V87H260ZM32 89H33V88H32ZM50 89H51V88H50ZM50 89H49V90H50ZM54 89H55V88H54ZM123 89H124V88H123ZM147 89H148V88H147ZM236 89H237V88H236ZM9 90H10V89H9ZM64 90H65V89H64ZM150 90H151V89H150ZM157 90H158V89H157ZM160 90H161V89H160ZM231 90H232V89H231ZM246 90H247V89H246ZM259 90H260V89H259ZM5 91H6V90H5ZM36 91H37V90H36ZM237 91H238V90H237ZM237 91H236V92H237ZM251 91H252V90H251ZM45 92H46V91H45ZM71 92H72V91H71ZM127 92H128V91H127ZM153 92H154V91H153ZM155 92H156V91H155ZM244 92H245V91H244ZM246 92H247V91H246ZM254 92H255V91H254ZM32 93H33V92H32ZM61 93H62V92H61ZM63 93H65V92H63ZM123 93H124V92H123ZM136 93H137V92H136ZM156 93H157V92H156ZM33 94H34V93H33ZM7 95H8V94H7ZM68 95H69V94H68ZM147 95H148V94H147ZM156 95H157V94H156ZM19 96H20V95H19ZM32 96H33V95H32ZM59 96H60V95H59ZM138 96H139V95H138ZM153 96H154V95H153ZM232 96H233V95H232ZM263 97H264V96H263ZM52 98H53V97H52ZM76 99H77V98H76ZM150 99H151V98H150ZM57 100H58V99H57ZM61 100H62V99H61ZM66 100H67V99H66ZM146 100H147V99H146ZM22 101H23V100H22ZM49 101H50V100H49ZM75 101H76V100H75ZM75 101H74V102H75ZM96 101H97V100H96ZM120 101H121V100H120ZM148 101H149V100H148ZM249 101H250V100H249ZM40 102H41V101H40ZM40 102H39V103H40ZM85 102H86V101H85ZM142 102H143V101H142ZM21 103H23V102H21ZM44 103H45V102H44ZM56 103H57V102H56ZM96 103H97V102H96ZM120 103H121V102H120ZM126 103H127V102H126ZM28 104H29V103H28ZM45 104H46V103H45ZM50 104H51V103H50ZM74 104H75V103H74ZM83 104H84V103H83ZM173 104H174V103H173ZM203 104H204V103H203ZM244 104H245V103H244ZM257 104H258V103H257ZM62 105H63V104H62ZM66 105H67V104H66ZM68 105H69V104H68ZM68 105H67V106H68ZM125 105H126V104H125ZM149 105H150V104H149ZM168 105H169V104H168ZM39 106H40V104H39ZM39 106H38V107H39ZM170 106H171V105H170ZM192 106H193V105H192ZM243 106H244V105H243ZM254 106H255V105H254ZM41 107H43V106H41ZM109 107H110V106H109ZM149 107H150V106H149ZM250 107H251V105H250ZM252 107H253V106H252ZM256 107H258V106H256ZM47 108H48V107H47ZM58 108H59V107H58ZM63 108H64V107H63ZM79 108H80V107H79ZM81 108H82V107H81ZM95 108H96V107H95ZM129 108H130V107H129ZM131 108H132V107H131ZM243 108H244V107H243ZM38 109H39V108H38ZM41 109H42V108H41ZM75 109H76V108H75ZM117 109H118V108H117ZM141 109H142V108H141ZM173 109H174V108H173ZM250 109H251V108H250ZM255 109H256V108H255ZM9 110H10V108H9ZM109 110H110V109H109ZM128 110H129V109H128ZM198 110H199V109H198ZM253 110H254V109H253ZM47 111H48V110H47ZM80 111H81V110H80ZM195 111H196V110H195ZM42 112H43V111H42ZM123 112H124V111H123ZM201 112H202V111H201ZM18 113H19V112H18ZM50 113H51V112H50ZM58 113H59V112H58ZM79 113H80V112H79ZM191 113H192V112H191ZM196 113H197V112H196ZM55 114H56V113H55ZM120 114H121V113H120ZM199 114H200V113H199ZM251 114H252V113H251ZM17 115H18V114H17ZM215 115H216V114H215ZM198 116H199V115H198ZM12 117H13V116H12ZM46 117H47V116H46ZM48 117H49V116H48ZM51 117H52V116H51ZM200 117H201V116H200ZM25 118H26V117H25ZM49 118H50V117H49ZM58 118H59V117H58ZM44 119H45V118H44ZM70 119H71V118H70ZM72 120H73V119H72ZM46 121L48 122V120H46ZM170 121H171V120H170ZM13 122H14V121H13ZM45 123H46V122H45ZM48 123H49V122H48ZM42 124H43V123H42ZM66 124H67V122H66ZM68 125H69V124H68ZM50 126H51V125H50ZM85 126H86V125H85ZM157 126H158V125H157ZM45 127H47V126H45ZM79 127H80V126H79ZM89 127H90V126H89ZM29 128H30V127H29ZM54 128H55V127H54ZM74 128H75V127H73V130H74ZM46 129H47V128H46ZM63 129H64V128H63ZM149 129H150V128H149ZM27 130H28V129H27ZM76 130H77V129H76ZM80 130H81V129H80ZM83 130H84V129H83ZM142 130H143V129H142ZM179 130H180V129H179ZM239 130H240V129H239ZM249 131H250V130H249ZM27 132H28V131H27ZM218 132H219V131H218ZM6 133L8 134L9 132L6 131ZM32 133H33V132H32ZM63 133L65 134V133H67V132L64 131ZM118 133H119V132H118ZM138 133H139V132H138ZM0 134H1V133H0ZM33 134H34V133H33ZM75 134H76V133H75ZM119 134H120V133H119ZM145 134H146V133H145ZM155 134H156V133H155ZM225 134H226V133H225ZM1 135H2V134H1ZM9 135H10V133H9ZM44 135H45V134H44ZM69 135H70V134H69ZM87 135H88V134H87ZM10 136H11V135H10ZM25 136H26V135H25ZM30 136H31V135H30ZM52 136H53V135H52ZM54 136H55V135H54ZM65 136H67V134H66ZM80 136H81V135H80ZM234 136H235V135H234ZM6 137H7V135H6ZM15 137H16V136H15ZM15 137H14V138H15ZM151 137H152V136H151ZM243 137H244V136H243ZM8 138H9V136H8ZM41 138H42V137H41ZM63 138H64V136H63ZM63 138H62V141L67 139L66 137H65L66 139H63ZM68 138H69V141H72V140L74 139V138L72 139V137H71V139H72V140H71V139H70V136H69ZM85 138H86V137H85ZM89 138H90V137H89ZM101 138H102V137H101ZM238 138H239V137H238ZM253 138H254V137H253ZM25 139H26V137H25ZM39 139H40V137H39ZM165 139H166V138H165ZM171 139H172V138H171ZM207 139H208V138H207ZM222 139H223V138H222ZM255 139H256V138H255ZM5 140H6V143H7L8 139H5ZM41 140H42V139H41ZM58 140H59V139H58ZM60 140H61V139H60ZM85 140H86V139H85ZM218 140H219V138H218ZM38 141H39V140H38ZM51 141H52V140H51ZM67 141H68V140H67ZM92 141H93V140H92ZM216 141H217V140H216ZM4 142H5V141H3L2 143H4ZM9 142H10V141H9ZM58 142H61V141H58ZM63 142H64V141H63ZM2 143H1V144H2ZM10 143H11V142H10ZM27 143H28V142H27ZM61 143H62V142H61ZM61 143H60V145H63V144H61ZM96 143H97V142H96ZM7 144H8V143H7ZM34 144H35V143H34ZM43 144H44V143H43ZM43 144H41V145H43ZM64 144H65V143H64ZM67 144H68V143H67ZM112 144L114 145V143H112ZM112 144H111V145H112ZM199 144H200V143H199ZM203 144H204V143H203ZM217 144H218V143H217ZM4 145H5V143H4ZM36 145H37V144H36ZM39 145H40V143H39L36 147L39 148V147H38ZM56 145H57V144H56ZM58 145H59V144H58ZM69 145H70V144H69ZM69 145H68V147H69ZM113 145H112V147H113ZM204 145H205V144H204ZM213 145H214V144H213ZM0 146L3 147V145H0ZM48 146H49V145H48ZM51 146H53V145H51ZM66 146H67V145H66ZM72 146H74V145H72ZM84 146H85V145H84ZM114 146H115V145H114ZM214 146H215V145H214ZM214 146H213V149H214ZM260 146H261V144H260ZM9 147H11V146H9ZM36 147H35V148H36ZM57 147L60 148V146H56V147L54 148V150H55ZM63 147L65 148V145H63ZM63 147H62V148H63ZM68 147H67V148H68ZM198 147H199V146H198ZM198 147H197V148H198ZM208 147H209V145H208ZM216 147L218 148L217 145H216ZM261 147H262V146H261ZM4 148H5V147H4ZM15 148H16V147H15ZM47 148H48V147H47ZM47 148H44V150L47 149ZM64 148H63V150H64ZM73 148H76V147H73ZM104 148H105V147H104ZM113 148H114V147H113ZM154 148H155V147H154ZM186 148H187V146H186ZM217 148L215 149V151L217 150ZM1 149H3V148H1ZM1 149H0V152H1ZM7 149H8V145H7ZM33 149H34V148H33ZM40 149L43 150L42 147H40ZM68 149H69V148H68ZM70 149H71V148H70ZM106 149H107V148H106ZM115 149H116V146H115ZM192 149H193V148H192ZM8 150L10 151V149H8ZM30 150H32V149H30ZM41 150H39V151L37 150V151H36V150L34 149V151H35L36 153L39 152L40 155L42 154V153H41ZM49 150H50V148H49ZM57 150H58V149H57ZM60 150H61V149H60ZM113 150H114V149H113ZM117 150L120 152V150H122L121 146H120V150H119V148H118ZM189 150H190V148H189ZM252 150H253V149H252ZM11 151H12V150H11ZM47 151H48V150H46V153L49 152V151H48V152H47ZM61 151H62V150H61ZM64 151H66V150H64ZM80 151H81V150H80ZM118 151L115 152V150H114V153H115V154H116V153L118 154V153H119ZM194 151H195V150H193V152H194ZM200 151H201V150H200ZM215 151H214V152H215ZM217 151H218V150H217ZM256 151H257V150H256ZM4 152H5V151H4ZM6 152H8V151L6 150ZM12 152H13V151H12ZM28 152H29V151H28ZM69 152H70V151H69ZM92 152H93V151H92ZM109 152H110V150H109ZM123 152H124V151H123ZM140 152H141V151H140ZM251 152H252V151H251ZM15 153H16V152H15ZM50 153H51V152H50ZM63 153H64V152H63ZM81 153H82V152H81ZM110 153H111V152H110ZM126 153H127V152H126ZM195 153L197 154L196 151H195ZM198 153H199V156H200L201 153H200V152H198ZM218 153H219V152H218ZM13 154H14V152H13ZM28 154H29V153H28ZM57 154H58V153H57ZM85 154H86V153H85ZM100 154H101V153H100ZM115 154H114V155H115ZM117 154H116V155H117ZM120 154H122V152H121ZM120 154H119V155H120ZM131 154H132V153H131ZM196 154H194V157H192V159H191L190 161H188L189 163L187 162L188 164H184V163H183V166H185V167L182 166L183 168H182V167L179 168V172L182 173V175H183V174H184L183 172H185V169L187 168V166H189V167L191 166L190 169H192V170H189V168H187V170H186V171H188V174H187V175H189L190 177H191V175L193 174V176H192L193 179L191 178L190 180H193V181H194V180L197 178V179L200 181L199 177H202V179L206 180L205 182H207V178H206V176H205V175H206L205 172H203L205 175L202 173L205 177H203L202 174L200 173L201 170L203 169V167H201V162H199V161H202V162H203V159H204V158H202V160H199V157H198ZM216 154H217V152L214 153V155H216ZM252 154H253V153H252ZM254 154H255V152H254ZM0 155H1V154H0ZM36 155H37V154H36ZM42 155H44V153H43ZM42 155L40 156V158H43ZM106 155H108V154H106ZM111 155H112V154H110V156H111ZM123 155H124V154H122L121 156L123 157ZM237 155H238V154H237ZM13 156H14V155H13ZM17 156H18V155H16V159H17ZM44 156H47V155H44ZM110 156H109V157H110ZM121 156H118V157H121ZM192 156H193V155H192ZM254 156H255V155H254ZM37 157H38V156H37ZM118 157H117V158H118ZM197 157H198V160L196 159ZM213 157H215V156H213ZM216 157H217V156H216ZM241 157H242V156H241ZM59 158H60V155H59ZM89 158H90V155H89ZM123 158L125 159V157H123ZM190 158H191V157H190ZM200 158H201V157H200ZM210 158H211V157H210ZM219 158H220V157H219ZM231 158H232V157H231ZM231 158H230V159H231ZM236 158H237V157H236ZM20 159H21V158H20ZM38 159H39V157L37 158V160H38ZM57 159H58V158H57ZM90 159L92 160V159H93V156H92V158H90ZM108 159H109V158H108ZM114 159H116V157H115ZM120 159H121V158H120ZM120 159H119V160H120ZM131 159H132V158H131ZM206 159H208V158H206ZM206 159H204V161H205ZM211 159H213V158H211ZM33 160H34V159H33ZM43 160H44V159H43ZM51 160H52V158H51ZM60 160H61V159H60ZM78 160H79V159H78ZM125 160H126V159H125ZM142 160H143V159H141V161H142ZM196 160H197V164H196V162H195V163L193 162V161H196ZM239 160H240V158H239ZM254 160H255V159H254ZM44 161H45V160H44ZM44 161H43V162H44ZM52 161H53V160H52ZM92 161H94V160H92ZM114 161H116V164H117V160H114ZM122 161H123V159H122ZM129 161H131V160L129 159ZM145 161H146V159H145ZM208 161H211V162L213 163V161L210 160V159H209ZM221 161L223 162L222 159H221ZM224 161H226V160L224 159ZM241 161H242V160H241ZM58 162H59V161H58ZM68 162H69V161H68ZM77 162H78V161H77ZM81 162L83 163L82 160H81ZM120 162H121V161H120ZM125 162H126V161H125ZM131 162H132V161H131ZM191 162H193V163H191ZM198 162H199V163H198ZM206 162H207V160H206ZM211 162H210V163H211ZM214 162H215V161H214ZM237 162H238V161H237ZM237 162H236V165H237ZM249 162H250V161H249ZM18 163H20V160H19ZM39 163H40V161H39ZM41 163H42V162H41ZM61 163H64V162L61 161ZM75 163H76V162L74 161V164H75ZM90 163H91V162H90ZM93 163H94V162H93ZM118 163H119V162H118ZM217 163H218V162H217ZM224 163H225V162H224ZM227 163L229 164V163H231V162H226V163H225V166L227 165ZM234 163H235V162H234ZM234 163H233V164H234ZM240 163H241V162L239 161L238 164H240ZM244 163H245V162H244ZM246 163H247V162H246ZM252 163H253V162H252ZM7 164H8V163H7ZM20 164H21V163H20ZM42 164H43V163H42ZM48 164H49V163H48ZM50 164H51V163H50ZM67 164H68V163H67ZM87 164H88V163H87ZM87 164H86V165H87ZM94 164H95V163H94ZM94 164H93V166H95ZM121 164H124V162L121 163ZM133 164H134V162H133ZM138 164H140V163H138ZM189 164H190V165H189ZM193 164L200 165V166L196 168V165L194 166ZM204 164H205V163H204ZM29 165H30V164H29ZM29 165H28V166H29ZM38 165H39V164H38ZM65 165H66V164H65ZM68 165H69V164H68ZM79 165H80V164H79ZM79 165H78V166H79ZM88 165H91V164H88ZM88 165H87V166H88ZM98 165H99V163H98ZM117 165H119V164H117ZM129 165H130V164H129ZM186 165H187V166H186ZM205 165H206V164H205ZM215 165H216V164H215ZM215 165L213 166V170H214V168H215ZM218 165H220V166L222 167L221 164H218ZM223 165H224V164H223ZM229 165H230V164H229ZM241 165H242V163H241ZM241 165H240V166H241ZM248 165H249V163H248ZM252 165H253V164H252ZM6 166H7V165H6ZM40 166H41V164H40ZM73 166H74V165H73ZM76 166H77V165H76ZM78 166H77V167H78ZM114 166H115V165H114ZM125 166H126V164H125ZM202 166H203V165H202ZM220 166H219V167H220ZM232 166H233V165H232ZM237 166H238V165H237ZM237 166H236V167H237ZM246 166H247V165H246ZM250 166H251V165H250ZM259 166H260V165H259ZM15 167H16V166H15ZM31 167H32V166H31ZM35 167H37V164H36ZM42 167H43V166H42ZM42 167H41V168H42ZM62 167H64V165H63ZM67 167H68V166H67ZM79 167H81V166H79ZM79 167H78V169H79ZM83 167H85V165H84ZM116 167H117V166H116ZM119 167H120V166H119ZM193 167H194V168H193ZM209 167H210V166H209ZM219 167H218V168H219ZM227 167H228V166H227ZM233 167H234V166H233ZM255 167H256V166H255ZM257 167H258V166H257ZM37 168H39V167H37ZM60 168H61V167H60ZM89 168H90V167H89ZM120 168H123V167H120ZM120 168H119V169H120ZM126 168L129 169L128 165H127ZM136 168H137V167H136ZM136 168H134V169L136 170ZM200 168H202V169H200ZM205 168H206V167H204V169H205ZM228 168H230V167H228ZM228 168H227V169H228ZM234 168H235V167H234ZM238 168H239V167H238ZM238 168H237V171L240 170V169H238ZM248 168H249V167L247 166V168H245L244 170H247ZM258 168H259V167H258ZM12 169H13V168H12ZM51 169H52V168H51ZM74 169H75V168H74ZM78 169H77V170H78ZM84 169H85V168H83V170H84ZM107 169H109V168H107ZM127 169H126V171L129 173L130 171L127 170ZM134 169H133V170L131 169V172H130V173H132V171H134ZM140 169H141V171H142V170L145 169V168L142 169V168H140V166H139V170H140ZM180 169H184V170H182L183 172H182ZM194 169L196 170V172L198 171V173H197L198 176L196 175L197 177H194V175H195L194 173H196V172H194V171H195ZM198 169H199L200 171H199ZM211 169H212V168H211ZM216 169H217V168H216ZM232 169H233V168H232ZM259 169H260V168H259ZM36 170H37V169H36ZM38 170H39V169H38ZM41 170H42V171H41V174L43 173L42 175H43L44 177H46L47 175L45 176V173H44L45 171H43L44 169H41ZM61 170H62V169H61ZM75 170H76V169H75ZM80 170H81V169H80ZM87 170H88V169H87ZM91 170H94V169L92 168ZM97 170H98V168H97ZM139 170H138V171H139ZM145 170H146V169H145ZM150 170H151V169H150ZM242 170H243V168H242ZM261 170H263V169H261ZM62 171L65 172L64 170H62ZM109 171H110V170H109ZM109 171H107L108 174H109ZM111 171H114V170L111 169ZM121 171L124 173V171H123V169H122V170H120V173L117 174V175H121V173H122ZM138 171H136L137 174H138ZM141 171H139V175H141V177H143L142 179H144V177H145L146 174H143V176H142V174L140 173ZM148 171H149V170H148ZM162 171H163V170H162ZM192 171H193L194 173H193ZM206 171H207V169H206ZM223 171H224V169H223ZM240 171H241V170H240ZM252 171H255V172H256L255 168H254ZM14 172H15V171H14ZM34 172H35V170H34ZM77 172H78V171H77ZM93 172H96V173H97V171H95V170L92 171L93 177H95V176H94L95 173H93ZM107 172L105 171V174H104V175H106ZM118 172H119V171H118ZM118 172H117V173H118ZM153 172H155V171H153ZM177 172H178V171H177ZM211 172H212V171H211ZM216 172H217V171H216ZM224 172H226V171H224ZM233 172H234V171L232 170V173H233ZM242 172H243V171H242ZM242 172H241L240 175H242ZM246 172H247V171H246ZM248 172H249V169H248ZM255 172H254V174H255ZM257 172H258V170H257ZM28 173H29V172H28ZM35 173H36V172H35ZM38 173H40V170H39ZM73 173H74V172H73ZM78 173H79V172H78ZM81 173H82V171H81ZM86 173H87V171H86ZM86 173H85V174H86ZM90 173H91V172L89 171L88 174H90ZM130 173H129V174H130ZM143 173H145V172H143ZM147 173L149 174V172H147ZM156 173H158V172H156ZM175 173H176V171H175ZM180 173H178V176H177V173L174 175V176H176V177H174V178H176V179H174L175 181H177V179H179L180 181L183 180V178L181 179L180 176H181V177H184L185 174L182 176ZM190 173H192V174H190ZM208 173H209V170H208L207 174H208ZM213 173H214V172H213ZM213 173H212V174H213ZM218 173H219V172H218ZM221 173H222V172H221ZM232 173L229 174V175H232ZM234 173H235V172H234ZM239 173H240V172H239ZM252 173H253V172H252ZM6 174H7V173H6ZM24 174H25V173H24ZM33 174H34V173H33ZM92 174H91V175H92ZM97 174H98V173H97ZM97 174H96V175H97ZM112 174L114 175V174H116V172L114 171V173H113V172L110 173V175H109L108 177L110 178ZM158 174H160V173H158ZM165 174L167 175L168 173L165 172ZM179 174H180V176H179ZM236 174H238V172H236ZM244 174H245V173H244ZM254 174H253V175H254ZM42 175H39V177H42ZM60 175H61V174H60ZM66 175H68V174H66ZM71 175H75V174H71ZM91 175H90L89 179L92 177ZM98 175H99V174H98ZM98 175H97V176H98ZM104 175H103V177H105ZM113 175H112V176H113ZM122 175H123V174H122ZM126 175H127V174H126ZM134 175H136V174H134ZM169 175H170V174H169ZM209 175H211V174H209ZM214 175H215V174H214ZM256 175H257V173H256ZM261 175H262V174H261ZM263 175H264V174H263ZM25 176H27V175H25ZM54 176L56 177V175H54ZM54 176H53V178H54ZM88 176H89V175H88ZM106 176H107V175H106ZM115 176H116V175H114V177H115ZM131 176L133 177V174H131ZM131 176H130V178H131ZM136 176H137V175H136ZM147 176H148V175H147ZM154 176H155V175H154ZM161 176H163V174H162ZM218 176H219V175H218ZM223 176H224V175H223ZM245 176H247V175H245ZM254 176H255V175H254ZM254 176H253V177H254ZM28 177H29V175H28ZM32 177L35 178V177H37V175L35 174V176L33 175ZM32 177H31V179H32ZM63 177H64V175H63ZM66 177H67V176H66ZM84 177H85V176H84ZM93 177H92V178H93ZM120 177H122V176H119V177H117V178L120 179ZM123 177H124V175H123ZM141 177H140V179H141ZM155 177H156V176H155ZM165 177H166V176H165ZM177 177H179V178H177ZM190 177H187V178H190ZM213 177H214V179L218 178L216 175L213 176ZM215 177H216V178H215ZM238 177H239V175H238ZM248 177H250V173H249ZM248 177H247V178H248ZM253 177H252V178H253ZM259 177H260V175H259ZM259 177H258V178H259ZM4 178H5V177H4ZM60 178H61V177H60ZM73 178H74V177H73ZM92 178H91V179H92ZM95 178H96V177H95ZM99 178H100V177H99ZM101 178H102V177H101ZM109 178H108V179H109ZM117 178L114 179V180L112 181V183H109V184H112V186L115 185V187H116V186H119V185H120V183H121L120 181H121V180H122V182L124 183L123 178H122L120 181H117ZM127 178H129V177H127ZM127 178H126V179H127ZM133 178H134V177H133ZM133 178H131V179H133ZM136 178H137V177H136ZM136 178H135V179H136ZM157 178L160 179L159 175H158ZM185 178H186V177H185ZM205 178H206V179H205ZM239 178H240V177H239ZM239 178H238V179H239ZM256 178H257V177H256ZM8 179H9V178H8ZM31 179H30V180H31ZM36 179H39V181H40V178H36ZM36 179H34V180L36 181ZM47 179H48V178H47ZM56 179H57V177L54 179L55 181H57V183L62 181V178H61V179L58 178L57 180H56ZM64 179H65V178H64ZM64 179H63V180H64ZM74 179H75V178H74ZM79 179H80V177H78V180H79ZM89 179L86 178V182H88V181H89V182H92V181L94 182V180H91V179H90V180H91V181H90ZM93 179H94V178H93ZM111 179H112V178H111ZM111 179H110V180H111ZM126 179L124 178V180H126ZM148 179H149V176H148ZM153 179L155 180V178H153ZM153 179H151V180H153ZM161 179H163V178H161ZM259 179H260V178H259ZM26 180H27V179H26ZM42 180H45L44 183L46 182L45 184H47L48 181H46V179H44V178L42 177ZM58 180H61V181H58ZM83 180H85V179H83ZM101 180H102V179H101ZM103 180H104V178H103ZM133 180H134V179H133ZM138 180H139V177H138ZM149 180H150V179H149ZM151 180H150L149 183H151ZM154 180H153V181H154ZM185 180H186V179H185ZM204 180H203V182H204ZM230 180H231V179H230ZM249 180H250V178H249ZM261 180H262V179H261ZM37 181H38V180H37ZM80 181H81V180H80ZM127 181H128V183H129V185H130V184H131V185L133 184V183H130L132 180H131V181L127 180ZM136 181H137V179H136ZM136 181H135V182H136ZM145 181H146V180H145ZM175 181H174V182H175ZM208 181H209V180H208ZM213 181H214V180H213ZM216 181H220V180H216ZM243 181H244V180H243ZM0 182H1V179H0ZM30 182H31V181H29V185L27 184L28 186H30V184H31ZM52 182H53V181H52ZM52 182H51V183H52ZM74 182L76 183V181H73V183H74ZM77 182H78V181H77ZM82 182H83V184H82V183H81V184L78 183V184L81 185V186H83V185L86 183L85 181H82ZM105 182H106V180L104 181V183H105ZM135 182H134V183H135ZM156 182H158V181L156 180ZM156 182H154V183L156 184ZM178 182H179V181H178ZM185 182H186V181H185ZM200 182H201V181H200ZM249 182H250V181H249ZM251 182H252V181H251ZM262 182H263V181H262ZM27 183H28V182H27ZM37 183H39V182H37ZM53 183H54V182H53ZM64 183H66V182H64ZM64 183H63V184H64ZM70 183H72V182H70ZM100 183H101V182H100ZM102 183H103V182H102ZM128 183H126V184H128ZM140 183H141V182H140ZM143 183H144V182H143ZM143 183H142V184H143ZM149 183H148V184H149ZM181 183H183V185L186 184V183L184 184V181L181 182ZM191 183H192V182H191ZM193 183H195V181H194ZM193 183H192V184H193ZM197 183H199V182H196V185H198ZM208 183H209V182H208ZM216 183H217V182H216ZM220 183H221V182H220ZM222 183H223V182H222ZM222 183H221V184H222ZM32 184H36V183H33V182H32ZM32 184H31V185H32ZM48 184H49V182H48ZM55 184H56V183H54V185H55ZM58 184H59V183H58ZM67 184H69V183H67ZM92 184H93V186H91V188H90V190H92V193H90L91 195L94 193V191H93L94 189H93V188H94V187L96 188V187L98 186L96 183H92ZM94 184L97 185V186H94ZM152 184H153V183H152ZM177 184H180V182L177 183ZM187 184H188V180H187ZM187 184H186V185H187ZM213 184H214V183H213ZM249 184H250V183H249ZM38 185H39V184H37V185H35V186H38ZM49 185H50V187H48V188H51V190L48 189L47 187H45V189H44V186H45V185L43 186V183H42V185L40 184L41 188L43 187V191H48V190H50V191H49V194H50V195L48 196V198L50 197V198H49V201H50V200L52 201L51 196H53L54 193L57 191V190H55V192L53 193L52 189H53V188H54V189L58 188V185L56 184L55 187H54L53 184H49ZM52 185H53V187H52ZM61 185H62V184H61ZM61 185H60V186H61ZM103 185H104V184H103ZM107 185H108V182H107ZM121 185L124 186V189H125V186H126V185H123V184H121ZM121 185H120V186H121ZM137 185H138V184H137ZM139 185H140V184H139ZM145 185H146V184H145ZM149 185H150V184H149ZM149 185H147V187H149ZM153 185H154V184H153ZM153 185H150V187H152ZM173 185H174V184H173ZM175 185H176V183H175ZM175 185H174V187H175ZM183 185L181 184V188H182V189H180V190H182V193H183L185 190H189V188H186L187 186H189V184L185 187L186 189H185V188L183 189V187H184ZM196 185H195V184L192 185V186H193V188H192V186H191V184H190V188L192 189V191H193V189H195V191H196V188H195ZM199 185H200V187H197V186H196L198 189H200V188L203 186L202 182H201V184H199ZM201 185H202V186H201ZM205 185H206V183H204V186H205ZM33 186H34V185H33ZM33 186H32V188H33ZM35 186H34V189L32 190V191H33V194L36 192V191L34 192V190H35V188H36ZM40 186L37 187L38 190H39V187H40ZM65 186H66V188L68 187V185H65ZM71 186H72V185H71ZM71 186L69 185V187H71ZM81 186H79L80 189H82ZM133 186H134V187H138V186H136V184L133 185ZM166 186H167V185H166ZM182 186H183V187H182ZM210 186H211V185H210ZM216 186H217V184H216ZM30 187H31V186H30ZM30 187H27V189L30 188ZM61 187H62V186H61ZM75 187L78 188V186H75ZM83 187H84V186H83ZM98 187H99V186H98ZM98 187L95 189V191H96L97 189H98V190L100 189V188H98ZM110 187H111V186H110ZM110 187H109V188H110ZM127 187H128V186H127ZM134 187H133V188H134ZM155 187H158V186L155 185ZM155 187L150 188V190H152V189L155 188ZM164 187H165V186H164ZM176 187H177V186H176ZM176 187H175V189H176ZM208 187H209V186H208ZM212 187H213V186H212ZM222 187H223V186H222ZM225 187H226V186H225ZM231 187H232V186H231ZM255 187H256V186H255ZM255 187H254V188H255ZM263 187H264V186H263ZM32 188H30V189H32ZM46 188H47L48 190H47ZM66 188H64V189H66ZM77 188H75V189H77ZM84 188H86V187H84ZM84 188H83V189H84ZM101 188H102V184H101ZM116 188H117V187H116ZM122 188H123V187H121V191L123 190ZM131 188H132V187L129 186V189H131ZM133 188H132V189H133ZM140 188H141V187H139V189H140ZM205 188L207 189V187H204V189H205ZM209 188H210V187H209ZM209 188H208V189H209ZM215 188H216V187H215ZM58 189H59V188H58ZM64 189H63V190H64ZM67 189H68V188H67ZM67 189H66V190H67ZM71 189H72V187H71ZM75 189L73 188V189L70 190V191H69V189H68V191H69L70 193H71L72 191L75 192V191H76ZM83 189H82V190H83ZM107 189H108V188H107ZM107 189H105V190H107ZM129 189H128V190H129ZM135 189H137V188H135ZM135 189H133V190H135ZM142 189H143V190H142ZM142 189H140V190H142L141 192H142V193L144 192V194L150 192L148 188H147V189H148V192H145V190H144L145 188H142ZM147 189H146V190H147ZM158 189H159V188H158ZM165 189H166V187H165ZM167 189H168V188H167ZM167 189H166V190H167ZM172 189H173V188H172ZM178 189H179V188H178ZM221 189H224V187L221 188ZM252 189H253V188H252ZM257 189H258V188H257ZM40 190H41V189H40ZM40 190H39V191H40ZM61 190H62V189H61ZM61 190H60V191H61ZM108 190H109V189H108ZM108 190H107V191H108ZM111 190H112V189H111ZM140 190H138V194H136L137 196L139 195V193H141ZM156 190H157V189H156ZM161 190H162V189L160 188L159 191H161ZM211 190H214V189H211ZM218 190H219V189H218ZM226 190H227V189H226ZM9 191H10V190H9ZM39 191H38V192H39ZM113 191H115V190L113 189ZM125 191L128 192L127 189H125ZM159 191L157 190V192H159ZM168 191H170V189H169ZM168 191H166V192H168ZM174 191H176V190H174ZM203 191H204V190H203ZM203 191H201V192H203ZM223 191H225V190H223ZM223 191H222V193H223ZM260 191L262 192V190H260ZM38 192H36L37 196H38L39 194H40V195L42 194V190H41V193H38ZM50 192H52V194H51ZM65 192H66V191H65ZM69 192H68V193H69ZM73 192H72V193H73ZM82 192H83V191H82ZM85 192H86V191H85ZM85 192H84V193H85ZM89 192H90V191H89ZM100 192H101V195H102V194H103L102 192H105V191H104V189H103V191L101 190ZM111 192H112V191H111ZM116 192H117V191H116ZM123 192H124V190H123ZM134 192H135V191H134ZM154 192H155V189H154ZM154 192H152V193H154ZM176 192H177V191H176ZM180 192H181V191H180ZM208 192H209V191H208ZM216 192H217V191H216ZM216 192L213 193V197L215 196ZM233 192H234V189H233V191L231 190V193H233ZM254 192H255V191H254ZM10 193H11V192H10ZM21 193H22V192H21ZM25 193H26V190H24L23 195H24ZM27 193H28L27 195H29V197H28V196H26V197H27V198H30V201H31L30 205H32V200H34L33 202L37 205V201H38V199H37V201H36L35 199L38 198V197H37V196L35 197V196L32 194V192H30L31 195L34 196V199H32L33 197H32V198L30 197L31 195L29 194V190L27 191ZM43 193H44V192H43ZM57 193L60 194L59 192H57ZM57 193H56V194H57ZM62 193H64V192H62ZM75 193H76V192H75ZM95 193H96V192H95ZM106 193H107V192H106ZM112 193H113V192H112ZM135 193H136V192H135ZM135 193H133V194H135ZM152 193L150 192L149 194H146V196H145V195H144V196L142 195L141 198L146 197V198H147V199L145 198V199H146V202H147L148 204H150V203H149L150 200H149V202H148L147 200L150 199L148 196L152 195ZM169 193H170V192H169ZM173 193H174V192H173ZM185 193H186V192H185ZM190 193H191V196H190V197H193V198H191V199H196V201H197V199H199L198 201L201 203V200H200V198H199L200 195H198L200 192L197 191L198 194L196 193V194L198 195V198H197V197L194 198V196H196V195H194L195 193H193V192H190ZM190 193L187 192V195H188V194L190 195ZM192 193H193L194 196L192 195ZM203 193H205V195L203 194L204 196H209V195H210L209 193H208V194H209V195H208L207 192H203ZM228 193L230 194L229 191H228ZM239 193H240V192H239ZM263 193H264V192H263ZM7 194H8V193H7ZM13 194H14V193H13ZM78 194H79V192H78ZM90 194H89V196H91ZM104 194H105V193H104ZM108 194H109V193H108ZM110 194H111V193H110ZM110 194H109V195H110ZM114 194H115V193H114ZM121 194H122V193H121ZM127 194H128L129 196H131V195H130V192H128ZM133 194H132V196H133V198H134V196H136V195H133ZM154 194H155V193H154ZM159 194H160V193H159ZM159 194H158V195H159ZM165 194H166V193H165ZM174 194H175V193H174ZM226 194H227V192H226ZM229 194H227V195H228L229 197H232V196L229 195ZM14 195H15V194H14ZM40 195H39V197H40ZM42 195H43V194H42ZM45 195L47 196V193H46V192H45ZM45 195H44V196H45ZM64 195H65V194H64ZM95 195H96V194H95ZM99 195H100V193H99ZM123 195L126 196L125 194H123ZM140 195H141V194H140ZM140 195H139V196H140ZM147 195H148V196H147ZM156 195H157V193H156ZM161 195H162V196H166V195H164V194H161ZM175 195H176V194H175ZM177 195H179V194H177ZM183 195H184V194H183ZM187 195H186V196H187ZM211 195H212V193H211ZM227 195H226V196H227ZM232 195H233V194H232ZM237 195H238V194H237ZM8 196L10 197V195H8ZM20 196H21V195H20ZM55 196H56V195H55ZM66 196H67V195H66ZM79 196H80V195H79ZM79 196L76 195L77 198H78ZM86 196H87V195H86V193H85V197H86ZM102 196H104L105 199H104L103 201H101V207H103V204H102V203H107V202H105V200H106L107 197H109L108 195H106L107 197H105V195H102ZM114 196H116V194H115ZM139 196H138V197H139ZM167 196H168V195H167ZM173 196H174V195H173ZM204 196H203V197H204ZM222 196H223V195H222ZM260 196H261V195H260ZM11 197H12V196H11ZM24 197H25V195H24L23 197L21 196L19 200L21 201V199H22V198L24 199ZM41 197H42V196H41ZM57 197H58V196H57ZM73 197H75V196H73ZM73 197H72V198H73ZM76 197H75V198H76ZM81 197H82V196H81ZM94 197H96V196H94ZM94 197H93V198H94ZM110 197L112 198L111 195H110ZM110 197H109V199L111 200ZM117 197H119V196H117ZM138 197H136L137 200H136V199H130V200H132V202H133V200H134V202H133V204H132L131 206L136 205V204H134V203H138L139 205H141V204L139 203V201H140L141 199H139ZM150 197H151V196H150ZM152 197H153V196H152ZM154 197H155V196H154ZM156 197H157V196H156ZM156 197H155V198H156ZM160 197H161V196H160ZM170 197H171V196H170ZM182 197H183V196H182ZM188 197H189V196H188ZM217 197H218V196H217ZM217 197L215 196V198H217ZM223 197L225 198V196H223ZM229 197H228V199H226L227 201L229 200ZM18 198H19V196H18ZM53 198H54V196H53ZM61 198H62V199L59 198L60 200H58V198H57V201H55L56 203H58V205H59V203H60L59 201L62 202L63 198H67V197H63V196H62ZM68 198H69V197H68ZM68 198H67V201H70V200L72 199V198H70V199H68ZM79 198H80V197H79ZM83 198H84V196L82 197V199H83ZM88 198H89V197H87V199H88ZM93 198H91V200H93ZM100 198H101V197H100ZM129 198H131V197H128V199H129ZM167 198H169V197H167ZM167 198H166V199H167ZM172 198H173V197H172ZM174 198H176V197L174 196ZM185 198H186V197H185ZM204 198H205V197H204ZM211 198H212V197H210V198L208 199V197H207V199L209 200V202H210V199H211ZM220 198H221V197H220ZM224 198H222V199H224ZM233 198H234V197H232L231 199L233 200ZM240 198H241V197H240ZM243 198H244V197H243ZM15 199H16V198H15ZM31 199H32V200H31ZM40 199H41V198H40ZM44 199H45V198L43 197V200H44ZM82 199H81V200H82ZM101 199H103V198H101ZM115 199H116V198H115ZM119 199H120V197H119ZM119 199L116 200V201H117L116 203H118V200H119ZM153 199H154V198H153ZM153 199H152V200H153ZM156 199H158V198H156ZM160 199L162 200L163 198H160ZM160 199H159V200H160ZM166 199H163V202H164ZM213 199H214V198H213ZM213 199H212V200H213ZM231 199H230V200H231ZM238 199H239V198H238ZM16 200H17V199H16ZM45 200H46V199H45ZM45 200H44V205L46 204V201H45ZM54 200H55V199H53V201H54ZM64 200H66V199H64ZM79 200H80V199H79ZM94 200H95V199H94ZM94 200H93V201H94ZM98 200H99V197L96 198V201H98ZM112 200H113V198H112ZM112 200H111V201H112ZM159 200H158V201H159ZM161 200H160V201H161ZM167 200H168V199H167ZM167 200H166V202H167ZM169 200H170V199H169ZM169 200H168V202L170 203ZM173 200L175 201V199H173ZM179 200H180V199H179ZM215 200H218V199H215ZM234 200H235V199H234ZM241 200H242V199H241ZM241 200H240V201H241ZM4 201H5V200H4ZM27 201L30 202L29 200H27ZM39 201H40V200H39ZM53 201L51 202L52 205L49 204V203H50V202H49V203H47L49 206H48V205L45 206V208L48 207L49 211H50V209H51L52 207H53V210L56 208V207H54L55 205L53 206V204H55V202H53ZM77 201H78V199H77V200H74V203H76ZM83 201H85V200H82V201H80V202L78 201V202H79V204L83 205V204H85V203H83V204L81 203V202H83ZM106 201H108V200H106ZM128 201H129V200H128ZM135 201H136V202H135ZM137 201H138V202H137ZM142 201H143V200H142ZM142 201H141V202H142ZM156 201H157V200H156ZM158 201H157L156 204L159 203ZM220 201H221V200H220ZM222 201H224V200H222ZM222 201H221V202H222ZM236 201H237V200H236ZM238 201H239V200H238ZM238 201H237V202H238ZM242 201H243V200H242ZM242 201H241V202H242ZM9 202L11 203V201H9ZM12 202H13V201H12ZM17 202H18V201H17ZM22 202H23V205H24V204L26 203V200H25V203H24V201H21V203H22ZM28 202H27V203H28ZM85 202H86V201H85ZM89 202H90V201H89ZM98 202H99V201H98ZM114 202H115V201H112L111 203H114ZM124 202H125V201H124ZM144 202H145V200H144ZM144 202H142V203H143V207L148 208V207H147L148 205H147V206H144ZM153 202H154V201H153ZM153 202H152V203H153ZM161 202H162V201H161ZM161 202H160V203H161ZM218 202H219V201H218ZM237 202H236V203H237ZM245 202H246V201H245ZM10 203H9V204H10ZM13 203H15V202H13ZM21 203H20V204H21ZM34 203H33V204H34ZM40 203H41V202H40ZM40 203H39V204H40ZM64 203H67V204L69 205V203L66 202V201H64ZM87 203H88V202H87ZM91 203H92V202H90V204H91ZM96 203H97V202H96ZM108 203H109V201H108ZM120 203L122 204V201H121V202L119 201V204H120ZM129 203H130V202H128V204H127V201H126V202H125V205H126V204H127V205H126V206L123 205V207L126 208L127 206H129ZM164 203H165V202H164ZM164 203H163V204H164ZM169 203H167V204L165 203V204H166V207H167V205H168ZM171 203H172L173 207H174V205H179V204H180V203L178 204V202H176L177 204H174L172 201H171ZM195 203H196V202H195ZM200 203H199V204H200ZM214 203H215V201H214ZM224 203H226V202H224ZM247 203H249V201H247ZM5 204H6V203H5ZM35 204H34L33 206L36 207ZM41 204H43V203H41ZM67 204H66V206L69 207ZM77 204H78V203H77ZM92 204L94 205V203H92ZM119 204H117V205H119ZM121 204H120V205H121ZM165 204H164V206H165ZM202 204H203V203H202ZM210 204H211V203H210ZM216 204H217V203H216ZM238 204H239V203H238ZM243 204H245V203H243ZM249 204H253V202H250ZM6 205H7V204H6ZM14 205H15V204H14ZM17 205H19V203H18ZM23 205H22V206H23ZM44 205H43V206H44ZM56 205H57V204H56ZM58 205H57V207H58ZM61 205H62V206H61ZM61 205H60L61 207L64 206L63 203H61ZM70 205H73V206H74L75 204L70 203ZM86 205H87V204H86ZM96 205H97V204H96ZM96 205H95V206H96ZM99 205H100V204H99ZM104 205H105V204H104ZM108 205H109V204H108ZM111 205H112V204H111ZM159 205H160V204H159ZM161 205H162V204H161ZM194 205H196V204H194ZM19 206H20V205H19ZM28 206H29V203H28ZM79 206H80V205H79ZM89 206H90V205H89ZM105 206H106V205H105ZM113 206H114V205H113ZM113 206H112V207H113ZM131 206H129V208H130ZM137 206H138V205H137ZM151 206H153V205H151ZM184 206H185V208L188 207V206L185 205V204H184ZM184 206H183V207H184ZM207 206H208V205H207ZM228 206H229V205H228ZM244 206H245V205H244ZM251 206H253V205H251ZM251 206H250V207H251ZM13 207H15V206H13ZM13 207H12V208H13ZM23 207H25V206H23ZM23 207H22V209H20V208H19V209H20V210H23V209H24ZM29 207H30V206H29ZM40 207L42 208V206H40ZM40 207H39V208H40ZM74 207H75V206H74ZM138 207H139V206H138ZM141 207H142V206H141ZM141 207L138 208V209H143V208H141ZM149 207H150V206H149ZM153 207H154V206H153ZM158 207L160 208V206H158ZM158 207H157V208H158ZM169 207H170V206H169ZM180 207H181V206H180ZM180 207H179V208H180ZM183 207H182V208H183ZM204 207H205V206H204ZM229 207H230V206H229ZM236 207H238V206L236 205ZM5 208H7V207H5ZM16 208H17V210H19L17 206H16ZM26 208H27V207H26ZM26 208H25V210L28 211V209H26ZM31 208H32V207H31ZM43 208H44V207H43ZM69 208L73 210L72 207H69ZM93 208H94V207H93ZM93 208H91V206H90L89 209L92 210ZM96 208H97V209H96L97 211H101V208H100V207H99L100 210H98V209H99L98 206H97ZM117 208H119V206H118ZM121 208H122V207H120L119 209H121ZM129 208L127 207V209H125L126 212H128L127 210H129ZM132 208H133V207H132ZM135 208H136V207H135ZM150 208H151V207H150ZM155 208H156V206H155ZM161 208H162V207H161ZM163 208H165V207H163ZM182 208H180V209H182ZM188 208H191V207H188ZM239 208H240V207H239ZM241 208H244L243 205H242ZM14 209H15V208H14ZM29 209H30V208H29ZM34 209H35V208H34ZM34 209H33V210H34ZM48 209H47V210H48ZM89 209H88V210H89ZM102 209H103V208H102ZM108 209H109V207H108ZM144 209H145V208H144ZM148 209H149V208H148ZM151 209H152V208H151ZM171 209H172V208H171ZM201 209H202V208H201ZM203 209H204V208H203ZM207 209H209V208H207ZM207 209H206V210H207ZM211 209H212V208H211ZM211 209H210V210H211ZM237 209H238V208H237ZM244 209L247 210L246 208H244ZM11 210H13V209H11ZM15 210H16V209H15ZM38 210H39V209H38ZM38 210H36V211L34 210V211H33V212L35 213L34 216H35L37 213H38V215H40L41 213H43V212H41L42 209H40V211H38ZM65 210H67V209H65ZM68 210H69V209H68ZM91 210H90V212H91ZM93 210H94V209H93ZM111 210H112V208L109 209V211H111ZM113 210H114V209H113ZM115 210H116V209H115ZM123 210H124V209H123ZM125 210H124V211H125ZM158 210H159V209H158ZM158 210L156 209V210H154V211H158ZM163 210H166V209H163ZM175 210H176V209H175ZM191 210H192V209H191ZM257 210H258V209H257ZM9 211H10V208H9ZM37 211H38V212H37ZM54 211L58 212V211H59V208H58L57 210L55 209ZM61 211H62V208H61ZM63 211H64V210H63ZM69 211H71V210H69ZM84 211H85V210H84ZM102 211H103V210H102ZM105 211H108V210H105ZM118 211H119V210H118ZM118 211H117V213H118ZM130 211H131V210H130ZM134 211H135V210H133V212H134ZM154 211L152 210V212H154ZM173 211H174V209H173ZM181 211H182V210H181ZM184 211H185V210H184ZM214 211H215V210H214ZM262 211H263V210H262ZM16 212H17V211H16ZM16 212H15V214L18 213V212H17V213H16ZM28 212H29V211H28ZM28 212H26V213H28ZM39 212H41V213L39 214ZM50 212H52V210H51ZM50 212H49V214L51 215ZM56 212H53V213H54L53 216H56V215H55ZM64 212L66 213V211H64ZM121 212H122V210H121ZM131 212H132V211H131ZM133 212H132V214H133ZM141 212H142V211H141ZM158 212H161V211H158ZM158 212H157V213H158ZM162 212H163V211H162ZM170 212H171V211H169V213H170ZM186 212H187V211H186ZM194 212H195V210H194ZM197 212H198V211H197ZM199 212H200V211H199ZM199 212H198V213H199ZM7 213H8V212H7ZM7 213H6V214H7ZM22 213H23V212H22ZM24 213H25V212H24ZM31 213H32V211L30 210V213H29V214H31ZM44 213H45L46 219H47V217H50V216H47V215H48V211H47V212H44ZM46 213H47V214H46ZM58 213H60V211H59ZM61 213H63V212H61ZM65 213H63V214H65ZM76 213H77V212H76ZM97 213H98V212H97ZM99 213H100V212H99ZM101 213H102V212H101ZM108 213H109V212H108ZM112 213H114V211H113ZM136 213H137V211H136ZM142 213H144V211H143ZM142 213H141V214H142ZM188 213H189V212H188ZM198 213H197L196 215H198ZM200 213H201V212H200ZM205 213H206V212H205ZM205 213H204V214H205ZM207 213H208V210H207ZM56 214H57V213H56ZM68 214H69V213H68ZM90 214H91V213H90ZM103 214H104V213H103ZM106 214H107V213H106ZM126 214H127V213H126ZM210 214H211V213H210ZM263 214H264V213H263ZM9 215H10V214H9ZM25 215L27 216L28 214H25ZM93 215H94V214H93ZM96 215H98V214H96ZM130 215H131V213H130ZM133 215H134V214H133ZM154 215H155V214H154ZM177 215H178V214H177ZM181 215H182V214H181ZM214 215H215V214H214ZM10 216H11V215H10ZM12 216H13V213H12ZM16 216H17V215H16ZM19 216H22V215H19ZM23 216H24V214H23ZM34 216H33L32 218H33V219L35 218V221H36V218H38V217H34ZM41 216H42V215H41ZM59 216H60V214H58L56 217H53V218H52V216H51V221H53L54 218H57V217L59 218ZM63 216H64V217H67L68 215H67V216L63 215ZM70 216H71V215H70ZM104 216H105V215H104ZM117 216H118V215H117ZM156 216H159V217H160V215H156ZM192 216H194V213H193ZM207 216H208V215H207ZM260 216H261V215H260ZM24 217H25V216H24ZM39 217H40V216H39ZM43 217H44V215L42 216V218H43ZM79 217H80V215H79ZM109 217H110V216H109ZM137 217H138V216H137ZM159 217H158V218H159ZM241 217H242V216H241ZM13 218H14V217H13ZM22 218H23V217H22ZM22 218H21V222H20V220H19V222L21 223V225H22ZM32 218H31V219H32ZM40 218H41V217H40ZM58 218H57V220H58L57 222H59V219H58ZM73 218H74V217H73ZM129 218H131V217H129ZM154 218H155V217H153L152 219H154ZM156 218H157V217H156ZM182 218H183V217H182ZM191 218H193V217H191ZM197 218H198V217H197ZM17 219H18V218H17ZM24 219H25V218H23V221H25ZM26 219H27V218H26ZM43 219H45V218H43ZM46 219H45V220H46ZM49 219H50V218H49ZM52 219H53V220H52ZM62 219H63V218H62V216H61V220H62ZM64 219H65V218H64ZM113 219H114V218H113ZM117 219H118V218H117ZM180 219H181V218H180ZM198 219H199V218H198ZM198 219H197V220H198ZM212 219H213V218H212ZM247 219H248V218H247ZM249 219H250V218H249ZM253 219H254V218H253ZM258 219H259V218H258ZM260 219H261V218H260ZM262 219H263V218H262ZM5 220H7V219H5ZM29 220H30V219H29ZM61 220H60V221H61ZM67 220H68V219H67ZM69 220L71 221V218H70ZM88 220H89V219H88ZM107 220H108V219H107ZM176 220H177V219H176ZM178 220H179V219H178ZM191 220H194V219H191ZM199 220H200V219H199ZM203 220H204V219H203ZM10 221H11V220H10ZM15 221L17 222L18 220L15 219ZM41 221H42V220H41ZM46 221H47V220H46ZM48 221H49V220H48ZM55 221H56V220H55ZM65 221H66V220H65ZM94 221H95V220H94ZM155 221H156V219H155ZM194 221L196 222V220H194ZM194 221H193V223H194ZM208 221H210V220H208ZM244 221H245V219H244ZM250 221H251V219H250ZM252 221H253V220H252ZM258 221H259V220H258ZM8 222H9V221H8ZM31 222H32V221H31ZM37 222H39V220H38ZM53 222H54V221H53ZM61 222H62L63 224L67 223V222L64 223L63 221H61ZM115 222H116V221H115ZM149 222H150V221H149ZM242 222H243V221H242ZM246 222H249V220L243 222V224L245 223L246 225H248ZM254 222L256 223V219H255ZM261 222H262V220H261ZM0 223H2V222H0ZM17 223H18V222H17ZM23 223H24V222H23ZM44 223H45V222H44ZM44 223H43V224H44ZM51 223H52V222H51ZM55 223H56V222H55ZM59 223H60V222H59ZM62 223H60V225H61ZM69 223H70V222H69ZM84 223H85V222H84ZM109 223H110V221H109ZM111 223H112V222H111ZM131 223H132V222H131ZM139 223H140V222H139ZM191 223H192V222H190V224H191ZM193 223H192V224H193ZM208 223H209V222H208ZM212 223H214V222H210L209 224H212ZM238 223H239V222H238ZM255 223H254V226H255ZM262 223H264V222H262ZM10 224H11V223H10ZM24 224L26 225V223H24ZM24 224H23L22 226H25ZM33 224H34V222H33ZM33 224H32V225L30 224V225L33 226ZM43 224H41L42 227L45 226V225H43ZM45 224H46V223H45ZM67 224H68V223H67ZM71 224H72V226H73L74 224H77V223H76V221H74V224H73V222H72ZM71 224H68V225H66V226L64 225V227H68V226L70 227ZM152 224H153V223H152ZM206 224H207V222H206ZM258 224H260V223H258ZM0 225H1V224H0ZM2 225H3V224H2ZM11 225H12V224H11ZM18 225H19V224H17V226H18ZM30 225L27 224L28 227H30ZM35 225L38 226L39 224H35ZM55 225L57 226V223H56ZM60 225H59V226H60ZM77 225L79 226L80 224H77ZM87 225H89V224H87ZM154 225H155V224H154ZM196 225H197V223H196ZM199 225H201V224H199ZM213 225H214V224H213ZM215 225H216V224H215ZM221 225H222V224H221ZM250 225H251V224H250ZM263 225H264V224H263ZM12 226H13V225H12ZM59 226H58V227H59ZM78 226H77V227H78ZM81 226H82V224H81ZM81 226H80V228H82ZM84 226H85V224H84ZM98 226H99V225H98ZM187 226H189V224H188ZM187 226H185V228H186ZM193 226H195V225H192V226L189 227V228H190V229H193V228H192ZM211 226H212V225H211ZM257 226H258V225H257ZM34 227H35V226H34ZM42 227H41V228H42ZM52 227H53V225H52ZM52 227H50V231H52V230H51ZM61 227H63V226H60V228H61ZM95 227H96V226H95ZM165 227H166V226H165ZM195 227L197 228V226H195ZM195 227H194V228H195ZM202 227L205 228L203 225H202ZM219 227H220V226H218V229H219ZM221 227H222V226H221ZM221 227H220V228H221ZM262 227H263V226H262ZM1 228H2V227H1ZM12 228H13V227H12ZM15 228H16V227H15ZM26 228H27V227H25V229H26ZM31 228H32V227H31ZM31 228H29L28 231H29ZM47 228L49 229L48 226H47ZM54 228H55V229H54ZM54 228H53V230H55L56 233H57V232L59 233V231H56V227H54ZM60 228H59V229H60ZM80 228H79V230H80ZM85 228H86V227H85ZM101 228H103V227H101ZM137 228H138V227H137ZM166 228H167V227H166ZM212 228H213V227H212ZM249 228H250V227H249ZM249 228H248V229H249ZM259 228H260V227H259ZM23 229H24V228H23ZM33 229H35V228H33ZM33 229H31L30 231H32ZM36 229H37V228H36ZM36 229H35V231H36ZM71 229H73V228H71ZM87 229H89V228H86L85 230H87ZM97 229H99V228H97ZM187 229H188V228H187ZM206 229H208V227H207ZM38 230H41L39 226H38L37 231H38ZM45 230H46V229H45ZM57 230H58V229H57ZM60 230H61V229H60ZM63 230H64V229H63ZM69 230H70V229H69ZM75 230L78 231L77 229H75ZM83 230H84V228H83ZM90 230H91V228H90ZM94 230H96V229H94ZM102 230H103V229H101L100 231H102ZM165 230H166V229H165ZM196 230H197V229H196ZM196 230H195V232H196ZM204 230H205V229H204ZM222 230H223V229H222ZM222 230H219V233L222 234ZM229 230H230V229H229ZM258 230H259V229H258ZM261 230H262V228H261ZM263 230H264V229H263ZM263 230H262V232H264ZM12 231H13V230H12ZM16 231H17V230H16ZM25 231H27V229H26ZM35 231L33 230L32 233L35 232ZM41 231L43 232V230H41ZM50 231L48 230V231H46V232H50ZM64 231H65V230H64ZM70 231H71V230H70ZM91 231H92V230H91ZM157 231H158V230H157ZM192 231H193V230H192ZM192 231H191V232H192ZM223 231H224V230H223ZM225 231H226V230H225ZM230 231H231V230H230ZM244 231H245V230H244ZM250 231H251V230H250ZM254 231H255V230H254ZM1 232H2V231H1ZM8 232H9V231H8ZM14 232H15V231H14ZM52 232H53V231H52ZM60 232H61V231H60ZM65 232H69V231H65ZM74 232H75V231H74ZM81 232H82V231H81ZM81 232H80V233H81ZM88 232H89V231H88ZM164 232H165V231H164ZM185 232H187V230H184V233H185ZM191 232L189 231V234H186V235H190ZM206 232H207V231H206ZM213 232H214V231H213ZM216 232H217V231L215 230V233H216ZM228 232H229V231H228ZM235 232H236V231H235ZM257 232H258V231H257ZM16 233H17V232H16ZM16 233H15V234H16ZM19 233H21V232L19 231ZM29 233H30V232H29ZM29 233H28V234H29ZM37 233H40V232L38 231ZM44 233H45V232H44ZM56 233H54V235H56ZM58 233H57V234H58ZM69 233H70V232H69ZM69 233H68V234H69ZM72 233H73V231H72ZM76 233H77V232H76ZM78 233H79V232H78ZM85 233H86V231H85ZM96 233L98 234L99 232H96ZM104 233H106V232H104ZM108 233H109V232H108ZM114 233H116V232H114ZM117 233H118V232H117ZM131 233H132V232H131ZM152 233H153V232H152ZM200 233L202 234V230H201ZM215 233H213V234H215ZM219 233H218V234H219ZM224 233H225V232H224ZM224 233H223V236H225L226 234H228V233H225V234H224ZM248 233H249V232H248ZM248 233H247V234H248ZM253 233H254V232H253ZM258 233H259V232H258ZM23 234H24V232H23ZM30 234H31V233H30ZM30 234H29V235H30ZM34 234L36 235V232L33 233V234H31L30 236H32V235H34ZM45 234H46V233H45ZM49 234H51V233H49ZM59 234H60V236H61V233H59ZM59 234H58V235H59ZM65 234H67V233H64V234L62 233V235H65ZM68 234H67V235H68ZM92 234H93V233H92ZM92 234H91V237H92ZM97 234H96V235H97ZM181 234H182V233H181ZM191 234H192V233H191ZM203 234H204V231H203ZM208 234H209V233H208ZM210 234H211V233H210ZM213 234H212V235H213ZM244 234H245V233H244ZM251 234H252V233H251ZM40 235H41V234H40ZM40 235H39V236H40ZM42 235H43V234H42ZM42 235H41V236H42ZM52 235H53V233H52ZM69 235H71V234H69ZM69 235H68V236H69ZM75 235H76V234H75ZM79 235H80V234H79ZM81 235H83V234L81 233ZM84 235H85V234H84ZM84 235H83V237H84ZM87 235H89V234H86V236H87ZM93 235H94V234H93ZM96 235H95V236H96ZM110 235H111V234H110ZM112 235H113V234H112ZM115 235H116V234H115ZM144 235H145V234H144ZM184 235H185V234H184ZM192 235H193V234H192ZM192 235H190V238L192 237ZM194 235H195V233H194ZM194 235H193V237H196V235H195V236H194ZM204 235H205V234H204ZM204 235H203V236H204ZM234 235H235V234H234ZM248 235H249V234H248ZM259 235H260V234H259ZM261 235H262V234H261ZM17 236H18V235H17ZM39 236H38V237H39ZM72 236H74V234H73ZM72 236H71V237H72ZM77 236H78V235H77ZM86 236H85L84 238H81V239H83V241H84V239H86ZM97 236H98V235H97ZM100 236H102V234H101ZM100 236H98V237H100ZM107 236H108V234H107ZM208 236H210V235H208ZM223 236H222V237H223ZM229 236H230V235H228V237H229ZM232 236H233V235H232ZM253 236H254V235H253ZM21 237H22V235H21ZM21 237L19 236V238H21ZM23 237H24V235H23ZM26 237L29 238L28 235H26ZM38 237L35 238L34 236H32V239H35V241H36V239H37ZM43 237H44V236H43ZM50 237H52V236H50ZM50 237H49V238H50ZM55 237H56V236H55ZM65 237H66V236H65ZM80 237H81V236H80ZM108 237H109V236H108ZM112 237H113V236H112ZM112 237H111V238H112ZM171 237H172V236H171ZM175 237H176V236H175ZM183 237H184V236H183ZM206 237H207V235H206ZM225 237H226V238H225ZM225 237H223V238L220 237V238H221L222 240H223V239H227V235H226ZM254 237H255V236H254ZM256 237H258V236H256ZM259 237H260V236H259ZM259 237H258V240H259ZM0 238H1V237H0ZM14 238H15V237H14ZM30 238H31V237H30ZM40 238H42V237H40ZM40 238H39V239H40ZM56 238H58V236H57ZM56 238H55V239H56ZM60 238H61V237H59L58 239H59L60 242H61V239H60ZM62 238H63V237H62ZM78 238H79V237H78ZM95 238H96V237H95ZM101 238H102V237H101ZM101 238L99 239L100 241L102 240ZM113 238H114V237H113ZM120 238H121V237H120ZM202 238H203V237H202ZM202 238H201V236H200V237H198L197 239L200 240V239H202ZM213 238L215 239L214 236H213ZM216 238H217V237H216ZM252 238H253V237H252ZM252 238H251V240H252ZM32 239H31V240H32ZM43 239H44V238H43ZM43 239H42V240H43ZM52 239H53V238H51V240H52ZM63 239L65 240V238H63ZM63 239H62V241H64ZM72 239H73V237H72ZM81 239H80V241H81ZM87 239H88V236H87ZM104 239H105V238H103V240H104ZM135 239H136V238H135ZM183 239H184V238H183ZM186 239H187V238H186ZM192 239H193V238H192ZM203 239H204V238H203ZM241 239H242V238H241ZM245 239H246V237H245ZM261 239H262V238H261ZM8 240H9V239H8ZM19 240H20V239H19ZM19 240H18V241H19ZM24 240H25V239H24ZM48 240H49V239H48ZM99 240H98V241H99ZM107 240L109 241V239H107ZM107 240H104V241H107ZM110 240H112V239H110ZM184 240H185V239H184ZM204 240H205V239H204ZM204 240H202L203 242H199V244L202 243V244H201V245H202V248H203V245H205L206 243H208V242L204 243ZM215 240H216V239H215ZM217 240H218V239H217ZM243 240H244V239H243ZM40 241H41V240H40ZM45 241H46V240H45ZM67 241H69V238L67 239ZM67 241H65V242H67ZM77 241H78V240H77ZM83 241H82V242H83ZM86 241H87V240H86ZM89 241H91V240L89 239ZM125 241H127V240H125ZM143 241H144V240H143ZM177 241H178V240H177ZM193 241H194V239H193ZM193 241H191V243H192ZM196 241L198 242V240L195 239V242H196ZM205 241H206V240H205ZM218 241H219V240H218ZM246 241H247V239H246ZM28 242H29V241H28ZM28 242L26 241V243H28ZM33 242H34V241H33ZM33 242H31V243H33ZM37 242H38V240H37ZM41 242H42V241H41ZM49 242H50V241H49ZM57 242H58V241H57ZM57 242H56L55 244H57ZM75 242H76V241H75ZM75 242H74V243H75ZM82 242H81V244L84 245V242H85V241H84L83 243H82ZM197 242H196V243L193 242L194 245L197 244ZM215 242H216V241H215ZM215 242H214V244H217V242H216V243H215ZM244 242H245V241H244ZM262 242H263V241H262ZM15 243H16V242H15ZM22 243H24V242L22 241ZM35 243H36V242H35ZM51 243H52V242H51ZM53 243H54V240H53ZM58 243H59V242H58ZM67 243H68V242H67ZM70 243H71V242L69 241V243H68L67 245H69ZM78 243H79V242H76L77 246H78ZM92 243H93V242H92ZM94 243H95V242H94ZM102 243H103V241H102ZM108 243L111 244L110 242H108ZM113 243H114V242H113ZM113 243H112V244H113ZM115 243L117 244V242H115ZM115 243H114V245H115ZM120 243H121V242H120ZM122 243H123V242H122ZM125 243H126V242H125ZM147 243H148V242H147ZM203 243H204V244H203ZM210 243H211V241H210ZM218 243H220V242H218ZM235 243H236V242H235ZM249 243H250V242H249ZM251 243H253V242H251ZM36 244H37V243H36ZM40 244H41V243L38 242V245H40ZM47 244H48V243H47ZM62 244H64V242H63ZM86 244H88V243H85V245H86ZM99 244H100V243H99ZM103 244H107V242H106V243H103ZM176 244H178V243H176ZM199 244H197L196 246H197V247H200L201 245H199ZM212 244H213V243H212ZM261 244H262V243H261ZM20 245H21V244H20ZM28 245H29V244H28ZM32 245H34V243H33ZM32 245H31V246H32ZM44 245H45V243H44ZM49 245H50V244H49ZM57 245H58V247H60L59 244H57ZM65 245H66V243H65ZM73 245H74V244H73ZM93 245H95V244H93ZM207 245H209V244H207ZM217 245H218V244H217ZM245 245H246V244H245ZM250 245H251V244H250ZM250 245H248V246H250ZM7 246H8V245H7ZM31 246H30V248H31ZM34 246H35V247H34ZM34 246H32V247H34L36 250H37L38 247H39V246L36 247V245H34ZM41 246H42V245H41ZM41 246H40V247H41ZM45 246H46V245H45ZM45 246H44V247H45ZM52 246H54V245H52ZM55 246H56V245H55ZM105 246H106V245H105ZM109 246H110V245H109ZM119 246H120V245H119ZM121 246H122V245H121ZM211 246H212V245H211ZM214 246H216V245H214ZM243 246H244V245H243ZM255 246H256V245H255ZM258 246H259V245H258ZM263 246H264V245H263ZM24 247H25V246H24ZM50 247H51V246H50ZM61 247H64V245H63V246L61 245ZM71 247H72V245H71ZM74 247H75V246H73V248H74ZM93 247H94V246H93ZM96 247H97V246H96ZM142 247H143V246H142ZM183 247H184V246H183ZM183 247H182V248H183ZM204 247H206V245H205ZM216 247H219V246H216ZM229 247H230V245H229ZM240 247H241V246H240ZM245 247H246V246H245ZM259 247H260V246H259ZM20 248H21V247H20ZM26 248H27V247H26ZM47 248H48V247H47ZM52 248H53L54 250L56 249V248H54V247H51L50 250H52ZM65 248H66V247H65ZM68 248H70V247L67 246L66 250H67ZM73 248H72V249H73ZM79 248H81V247H79ZM178 248H179V247H178ZM206 248H207V247H206ZM209 248H210V247H209ZM227 248H228V247H227ZM241 248H242V247H241ZM251 248H252V247H251ZM17 249H18V248H17ZM40 249H41V248H40ZM42 249H43V248H42ZM44 249H45V248H44ZM44 249H43V251H41L42 254H43V252H44ZM57 249H58V248H57ZM60 249H61V248H60ZM62 249H64V248H62ZM62 249H61V250L58 249V250L60 251L59 254L62 253V252H61ZM72 249L70 248L69 250L72 251ZM203 249L205 250V252H204V251H202V252H204V253L207 254V251H206V250H208V249H205V248H203ZM248 249H249V248H248ZM256 249H257V248H256ZM8 250H9V249H8ZM30 250H31V251H30ZM30 250H29V251L32 252V249H30ZM45 250H46V249H45ZM48 250H49V249H48ZM64 250H65V249H64ZM81 250H82V249H81ZM114 250H115V249H114ZM139 250H140V249H139ZM179 250H180V249H179ZM210 250H211V249H210ZM232 250H233V249H232ZM232 250H231V251H232ZM243 250H244V249H243ZM262 250H263V249H262ZM21 251H22V250H21ZM24 251H25V249H24ZM93 251H94V250H93ZM101 251H102V250H101ZM147 251H148V250H147ZM208 251H209V250H208ZM224 251H225V250H224ZM237 251H238V250H237ZM246 251H247V250H246ZM8 252H9V251H8ZM35 252L37 253V251H35V250L33 249V253H35ZM50 252H51V251H50ZM50 252H49V254H50ZM54 252H55V251H54ZM56 252H57V251H56ZM76 252H78V251L76 250ZM111 252H112V251H111ZM252 252H253V251H252ZM262 252H263V251H262ZM36 253H35V254H36ZM45 253L47 254L48 251H47V252H44V254H45ZM57 253H58V252H57ZM57 253L55 254L56 256L58 255ZM64 253H65V252H64ZM66 253H68V251H67ZM66 253H65V254H66ZM87 253H88V252H87ZM93 253H95V252H93ZM107 253H108V252H107ZM130 253H131V252H130ZM140 253H141V251H140ZM140 253H139V254H140ZM24 254H25V253H24ZM24 254H23V255H24ZM27 254H28V253H27ZM35 254H34V256H35ZM42 254H41V256H42ZM44 254H43V255H44ZM71 254H72V253H71ZM73 254H74V253H73ZM73 254H72V255H73ZM79 254H80V253H79ZM89 254H90V253H89ZM96 254L98 255V253H96ZM139 254H138V255H139ZM144 254H145V253H144ZM146 254H147V253H146ZM150 254H151V253H150ZM158 254H159V253H158ZM199 254H200V253H199ZM209 254H210V253H209ZM209 254H208V255H209ZM221 254H222V253H221ZM39 255H40V254H39ZM39 255L36 254V256H39ZM50 255L52 256V254H50ZM53 255H54V254H53ZM62 255H63V254H60V259H61ZM97 255H96V256H97ZM104 255H105V254H104ZM132 255H133V254H132ZM191 255H192V254H191ZM34 256H33V257H34ZM36 256H35V258H37ZM56 256H55V257H56ZM67 256H68V254H67ZM67 256H65V257H67ZM78 256L81 257V254L78 255ZM83 256H84V255H83ZM85 256H86V255H85ZM96 256H95V257H96ZM249 256H250V255H249ZM257 256H258V255H257ZM28 257L30 258L29 255H28ZM31 257H32V256H31ZM33 257H32V258H33ZM75 257H76V256L74 255V258H75ZM95 257H93V258H95ZM100 257H101V259H102V256H100ZM131 257H132V256H131ZM259 257H260V256H259ZM38 258H39V257H38ZM50 258H52V257H50ZM57 258H58V257H56V260H57ZM84 258H85V257H84ZM132 258H133V257H132ZM137 258H138V257H137ZM186 258H187V257H186ZM200 258H201V257H200ZM219 258H220V257H219ZM27 259H28V258H27ZM39 259H40V258H39ZM39 259H38V261H39ZM58 259H59V258H58ZM68 259H72V258H69V257H68ZM101 259H100V260H101ZM130 259H131V258H130ZM135 259H136V258H135ZM30 260H31V259H30ZM35 260H36V259H35ZM35 260H34V261H35ZM41 260H42V259H41ZM46 260H47V259H46ZM46 260H44V263H45ZM51 260H52V259H51ZM53 260H54V261H52V262L55 263V258H54ZM65 260H66V259H65ZM74 260H75V259H74ZM112 260H113V259H112ZM121 260H122V259H121ZM187 260H188V259H187ZM27 261H28V260H27ZM49 261H50V260H49ZM62 261L64 262V259H62ZM78 261H79V259H78ZM102 261H103V260H101L100 262H102ZM146 261H147V260H146ZM177 261H178V260H177ZM177 261H176V262H177ZM252 261H253V259H252ZM31 262H32V261H31ZM59 262H60V261H58V264H59ZM100 262H98V263H100ZM28 263H30V261H29ZM33 263H34V262H33ZM33 263H32V264H33ZM49 263H50V262H49ZM56 263H57V262H56ZM60 263H61V262H60ZM64 263L66 264L67 262H64ZM64 263H63V264H64ZM75 263H77V262H75ZM75 263H72V264H75ZM79 263H80V261H79ZM105 263H106V262H105ZM149 263H150V262H149ZM178 263H179V262H178ZM233 263H234V262H233ZM237 263H238V262H237ZM16 264H17V263H16ZM46 264H48V262H46ZM70 264H71V263H70ZM77 264H78V263H77Z\"/></svg>",
	"mask_w": 264,
	"mask_h": 264
}]
</instances>
